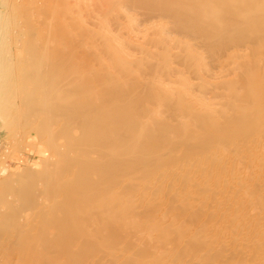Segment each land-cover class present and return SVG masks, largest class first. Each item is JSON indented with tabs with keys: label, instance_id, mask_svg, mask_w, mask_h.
Masks as SVG:
<instances>
[{
	"label": "bare ground",
	"instance_id": "obj_1",
	"mask_svg": "<svg viewBox=\"0 0 264 264\" xmlns=\"http://www.w3.org/2000/svg\"><path fill=\"white\" fill-rule=\"evenodd\" d=\"M48 1H49V3H45V4L43 1V6H42L43 8L37 7L38 10L41 9L40 11H42V10L48 9V10H51V13H53V12L56 13L57 9L54 8L56 6V1L53 0L55 2V3H53V4H55V6L54 7L52 6L51 9H49V4H50L51 0H47L46 2H48ZM63 1H65V0H63ZM31 2L32 1H30V3ZM65 2H66V4H68L67 0ZM132 2H133L131 4L132 7L134 4L135 5L137 4L136 6H138L139 8L142 9L140 11H143V13L146 14L147 16L152 17V16H157V14H159V15H162L164 17L172 18L171 25H170L172 28L171 29H167V28L162 29L161 28L160 30H158L156 32V33H158L159 37L155 36L157 38H153V39L151 37H149V38H151V40L149 39V41L153 42L154 44L156 43V45H157L156 47H158L160 49L159 51H157L158 50V48H157L156 53L155 52L151 53V51H149L150 56H153L154 61L150 60V59H152V58H150V56H149L150 59H146L147 57H145V59L148 60V62H146L144 58H140V60L135 59L137 61H134V60L131 61L129 59L125 60L122 55H119V53H115V50H116L114 47L115 44H112L113 45L112 46L111 45L112 42L109 43L110 45L107 42L106 47L104 46L105 47L104 49H107L108 53L110 51V53H109L110 57L109 58L112 59V61H113L112 63L116 62V65H117V67H115L116 71H118V69L120 71V72L118 71V73H119L118 75H120L118 77L120 79H118L117 82H121V84H118L117 82H116L117 83L116 84L114 82V80L113 81L109 80V78L111 79V77H117V74L114 75L112 73V75H114V76H112L109 73L108 77H109V75L111 77L108 78V80H109L108 84L112 85V83H113L115 86L116 85L117 86L114 88L112 87V89L110 88L109 90L107 89L106 94L103 95V97L100 98V96L96 95L98 92V89L100 87L91 85L92 83H87L92 79V77L94 76L95 73H92V74L87 73V75L88 74L89 75L84 77V74H85V72H84L83 77H81V76L78 77V74L76 73L77 69L73 70L74 67H78V64L76 66V65H73V63H72V65H73L72 66L71 65L72 61L69 62V64H67L66 62L68 61V59H67V61H65V59H63L65 56L61 57V55H63L66 52V51H64V49L63 50L61 49L63 47V45H61L62 47L60 48V50H58L59 53L61 50L64 51V53L62 52L63 54L60 55L59 53H56V55H53L54 53L53 54L51 53L52 56H54V57L58 56L59 59H56L54 57H51V59H50L48 56V58L50 60L54 61V59H56L57 61L55 60L54 61L55 63L53 61H49V63L46 61L48 64V66L47 65L46 66H47V68L49 67L50 72H51V73L49 72L50 73L49 76H51L52 79L49 76H48L49 77L48 79L45 78L49 74V73H47V70L45 72V73H47V75L46 74L44 75V69L43 70L40 69L42 74L37 73L38 71L34 70V69H36V65H43V63L40 61H39V64L35 63L36 61L34 63H32L31 66H32L33 71L24 72L25 71L24 70L23 71L24 74H19L21 70L19 71L17 69L19 71V73H16L17 78L19 77L18 80H20V76L22 75L23 81L25 82V84H27V85H28V83H32V85L34 84L33 87H32V85H30L32 88L31 90L27 91L25 89V91H27V92H25L27 99L25 98L26 100H23V99H21V100L26 101L25 103H27L28 105H27V107H24V109L29 108L28 106L31 107L32 106L31 104L38 103L41 101H46L45 104L43 103L44 105L41 103L44 107L47 104V102L51 101L50 102L51 104L48 103L46 105V107L42 108L41 110L34 111L35 113L31 110L30 111L27 110V112L30 115L35 116L34 114H36L35 117L37 119H36V122L35 121L34 122L39 124L38 127H41L40 125L44 126L43 127L44 131L47 129V131H45V132L49 133V130H51L50 129L51 126L55 125V123L58 120L60 122L57 125L60 124L59 127L62 130L60 129V131H59V129H58V131H55V132H59V134H57L55 132H54L55 134L53 132H52L53 133L52 134L50 132L51 133V135H50V133L47 134V133L43 132L44 134H47L49 137H47L45 135L44 137H46V138L40 139V140H43V141L45 140L47 143H49V144H47L48 147H51V148H52V144L57 145L58 139L64 140V142L66 141V146L69 147L68 150L72 146H74L73 149L75 151H77V154L74 155L76 152L74 154L67 153V151L63 152L64 150L63 151L61 150V152H60V149H58L59 150V156H60L58 158V160L56 159L54 162L51 161L50 163H48V158H46L45 162H43V163L47 162L48 163L47 165H50L51 163H53L52 169L49 166L47 167V165L43 166L45 168L47 167L48 169L49 168L51 169V171H49L50 169L45 170L46 172L51 173L50 174L51 178H48V176H45L48 178L47 179L48 181H49V179H51L53 181V184L50 183L52 185H49V188L51 186V188H50L51 190L53 188L56 189V187L57 188L59 187L62 189V186L65 187V185H67V184H68V186L72 185V186H69L70 188L66 187L65 191L67 189H69V192L67 194L65 193V195H64V192H62L63 194H62L61 198H59V197L57 198V195H56L57 199H55L53 197L52 194L55 192L54 191L55 189L52 190V192L53 191L54 192L51 193V195H47L48 193L51 192V190L48 188L47 184H46L47 188H45V190L47 189L46 190L47 193L45 192L44 189L39 190L36 187L38 185L36 182L39 180L43 181V179H44L43 182H45V181L47 182V180L44 177V174L46 173L44 171V169H42L44 174H42V173L40 174L41 171L39 169L37 172L34 171V172H36V174H38V172H39L38 175H43L44 178H42L38 175H35L36 177L38 176L39 180H37L38 178L35 180L36 177L34 175H32V177H30V175L32 173H30V175H28V173H26L27 177H25V174H22V176L25 177V179L23 178V180L24 181L26 180L25 184H24L23 180H22L23 182L22 181L20 182L19 179H18L19 180L18 182H13L14 180L12 179V181H10L11 183L9 184L8 183L9 179L8 178L6 179L3 175V179L0 181V183H1L0 184V187H1V189H0V239L2 240V241H0V246H1L0 248L3 250L2 252H4L6 249L10 250L11 248L14 250L15 246L19 247L18 245H16L17 243L20 245L19 248L22 249V246H23L22 244L25 243V246H26V243H27V248L23 246V249L25 248L27 250L26 252H28L29 251L28 248L30 247L33 249L34 254H35L36 250L33 247H36V245L33 246V245L28 244L29 239H32L31 236H33V234L35 235V233H36V231L34 232L35 229H31L32 228L31 225H29L30 228L27 227L28 230L31 229V230H29L30 232L28 231V235L30 234L29 236L24 235L23 231H22L23 228L26 227L25 226L26 223H28L30 221L33 222L34 225H36L38 222L40 223V224L38 223V226H40L38 228V231L40 230V232L37 231L36 235L38 236L40 233L38 238L43 239L41 242L44 241L45 244H43V246L42 245L41 246L44 247L46 245V243L50 241V240L48 241L46 239V236H47V234H49V231H50L49 227L52 228V226H53V228H58L59 232H60V230H63L64 228H65V230L69 231L68 229L70 228V225L71 226L74 225V224L73 225L69 224L70 222L77 223V221H79V220H84V219H88V218L91 219L90 217L95 218L96 216H98L100 218V220H101V218H103L104 220L108 219L109 223L108 224L104 223L106 225L102 224L103 226H101V224L99 222H97V219L99 220V218H95L96 220L94 219L95 221L94 220L93 221L97 223V226L95 225L96 223H94V222H92V224L93 223L94 224L93 225L91 224V225L96 226L98 229H96V232H95L93 230L94 228L92 227V230L94 231V233H92L93 235H91L89 238L86 236L88 238L87 240H85L86 243H84V239H83V241L80 240L82 238H80L78 235H76L78 233L72 234V233H74L73 230H71L73 232L71 233L72 235H70L69 237H66V236H63L60 234H58L60 236H54L52 238L54 241V242H52L53 245H52V243H47V245L51 244V245H48V247L49 246H51V247H49V249L47 247H45L46 252L43 251L45 256H48V257L51 256L49 258H45L47 261V262L46 261L45 262L47 264H50V263L52 264V262H50V263H48V262H49V260L53 261L51 259L55 260L56 259L55 256H57L59 254H60L59 256H61V253H63V252L72 253L74 250V247H77L79 244L78 241H80V244H82V246L84 244L85 245L90 244V245H94V247H95V245H96V247H95L96 250L93 249V251H96L95 253H97V254L85 253L87 251H85L84 253H81L80 252L81 248H79L80 254L77 253V255L75 254V256H73L74 257V264H134L133 256H135V255H133V254L139 253L138 251H140L142 248V246H137V244H138L137 241H138V239L140 240L141 237H144L146 235L147 236L150 235V233L152 232L153 229L151 227H149V225H150V223H152V221L154 222V220H152L149 224L147 222L146 224L148 226H145L146 224H144V222H145L144 219H146V218L143 215H141L143 217H141L139 215L145 207H147L146 209H148L149 207H150L149 209H151V208H155L154 206H157L158 203H160V205L162 204L161 201H163L165 198V197L164 198L162 197L163 196L162 195L163 187L165 188V187H167V184L171 185L174 182L175 183L178 182V183H181L182 186L185 188V189L184 188L180 189V187L182 188V186L177 183L178 185L176 184L175 186H180V187H178V188L173 187L171 194L169 193L170 196H174L175 200H177L176 202L178 203L177 205H179L178 206L179 208L177 206H176V208L178 209V211L180 213H183L186 210H188L187 209L188 204H189V202H191L193 200L194 192H192V191H194V190H196L197 192H200L202 190H206L208 197H207V195H205L206 193H203L205 196H203L202 199L208 198L207 200L211 201V199H212L214 202L217 201V199H218L217 202H219L221 199H223V197H225V196H222V193H223V195L228 193V192H226V188L228 185L225 188L221 185H220L221 187L218 185V187H217L218 190L216 188L214 190V187H213V189L210 188V187H212L211 181H213V179L221 182L220 179L222 178L221 177L222 174H220V171H218L217 174L214 173L215 172L214 169L216 167L213 169L214 172L212 173L211 169H209L210 168L209 164H207V166L209 168L208 167L206 168V165L204 164L206 161L205 158L216 160L218 157H221V156H219L221 154L228 153L231 151H236V152L241 153V151H243V150L246 151L245 149H247V147L253 146L254 145L253 143H255V142L258 143L257 145L255 143V146H258L260 144L259 142H264V0H135V1L133 0ZM145 2H147V4ZM30 3H29V5H30ZM58 3L61 6H62V4L65 5L64 3L61 4V1ZM127 3H128V1H127ZM13 4H15V3H13ZM47 4H48V6H47ZM59 4H58L59 8H58V6L56 7V8H58V11L60 8H62V7H60ZM23 5H25V4H23ZM35 5H36V3H35ZM44 5H46V6H44ZM68 5H70V3ZM68 5H66V7ZM131 5H130V7H131ZM36 6H33V8L34 7L36 8ZM18 7H19V5H18ZM63 7H65V6H63ZM112 7H114V6H112ZM115 7H117V6H115ZM53 8H54V10H53ZM139 8H138V10H139ZM167 8L168 9L171 8V9L167 10ZM64 9H66V8H64ZM31 10H32V8L30 9V11ZM55 10H56V12H55ZM67 10H69V9L67 8ZM67 10H64V11H67ZM20 12H22V11H20ZM36 12H38V13H37V17H35V18L39 19V23H40L41 21H40L39 16H41V15L38 16L39 11L36 10ZM43 12L45 14L46 11H42V13ZM8 14H7V16H8ZM32 14H33V12H32ZM44 14H43V16H45ZM48 14H50V11H49V13H46V15H48ZM21 15L22 14L20 13L19 16H21ZM25 15H27V14H25ZM53 15L54 14H52L51 16H53ZM56 15L57 14H55L54 17ZM34 16L32 17L33 18L32 22H33V24L35 23L36 28H39L38 29V33H39L40 27H41V29L44 28V25L46 23L48 24L49 20L46 23L44 22V24L42 22L41 25L43 24V26L38 27L39 26V24H37L38 22H34V20H35ZM60 16H62V15H60ZM60 16L55 17V18L59 19ZM12 17H13V15H12ZM45 17L47 19L50 18L47 16H45ZM29 18H30V16H29ZM13 19H14V17H13ZM23 19H26V20H25V22L22 21V23L23 22L26 23L29 20H31V18L28 19L26 17ZM68 19H70V18H68ZM8 20H10V19H8ZM8 20H7V22H8ZM62 20H63V17H62ZM35 21H38V20H35ZM31 23L29 21L26 24L32 25ZM54 23H51L50 26ZM54 25H56V26H54V27L51 26V28H55L54 30H51V32L54 31L53 32V34L55 33L54 35L51 34V32H48V30L51 29L50 27L47 26L48 29H46V30L43 29V31L47 32V33L44 32L47 36H48V33H50V35H49L50 39L49 40L53 39V37L51 35L56 36V37H58L60 35V38L62 37L61 39H63V36L65 38V36L67 34H65V32H64V34L62 36L60 33V32H63V30L59 31V35H58V33H56V30L59 29L57 27H59L60 24H58L59 26H57L56 23ZM17 26L19 27V23ZM33 26L34 25H32L31 28L27 27V31L23 30V28H22L21 31L23 30L24 33L28 35V40H30L28 44H30V46L37 45L36 47H39V46L43 47V44L42 45H40V44L41 43L45 44L46 41L48 43V40H46L47 36L45 34H43L42 35L43 38L41 37L43 39V41L39 37L40 38L39 42L38 41L36 42L35 38L37 39L38 36L35 37L36 28L35 29L32 28ZM20 27H22L21 24H20ZM64 27L67 28L66 26H64ZM7 28H9V27L7 26ZM7 28L5 30H7ZM28 29H30V30L28 31ZM17 30H19V29H17ZM170 30H171V32L173 31L175 33V35L178 34V36L180 37L179 39H177V37H175L176 39L173 41L176 44V46H174V47L178 48L177 51L176 50L173 51L172 48L169 47L170 45L169 46L167 45L169 43L168 39L170 37L168 38L169 35H167V37L165 35H166V32L170 31ZM27 32L30 34L34 33L33 34L34 37H31L32 35L28 34ZM83 33H81V34H83ZM5 35H6V32H5ZM29 35H30V37H29ZM17 37H18V35H17ZM172 37H171V39L173 40L174 38H172ZM44 38H45V40H44ZM31 39H33V40L31 41ZM83 39H84V37H83ZM66 40H67V37H66ZM105 40H106V38H105ZM33 41H35L38 44H36ZM54 41L55 40L53 39V42ZM1 42H5V41H1ZM76 42H77V40H76ZM151 42H150V44H151ZM173 42H171V43H173ZM71 43L69 44L70 46H71ZM77 43H79V42H77ZM56 44L57 43H55L54 45H56ZM81 44H83V43L81 42ZM57 45H59V44H57ZM72 45H74V44H72ZM45 46H48V44L47 45L45 44L44 48H45ZM50 46H51V44H50ZM240 46H241V48H240ZM36 47L35 48L30 47V48L32 50H33V48H34V50H36ZM72 47L71 48L68 47V49H72L73 51H75V49L78 48V47H76V48L74 47V49H73ZM244 47L247 48L246 49L247 51L245 50ZM39 48H37L38 50H36V51L41 52V50H45L46 53L49 52L48 50L46 51V48L45 49L44 48L39 49ZM238 48H240L241 51ZM31 49H30V52L32 51ZM48 49H49V47H48ZM242 49H244V50H242ZM55 51L57 52V49ZM73 51L71 52V50H70V54H69V50H68V56L73 55L72 58H74L76 55L74 56L75 53ZM90 51H93V50L90 49ZM97 51H99V50H97ZM104 51H106V50H104ZM145 51H146L145 52L146 54H149V53H147L148 50L145 49ZM1 52H4V51H1ZM33 52L34 51H32L31 53L36 56V53L34 54ZM45 52L42 51L43 55L40 53L37 55L39 57H41L40 55H42V57H44L46 55ZM76 52H77V50H76ZM26 53H28V52L25 51V54ZM51 54L49 53L50 56H51ZM86 54H88V53H86ZM94 54H97V52L95 51ZM82 55H84V54H82ZM90 55H92V54L90 53ZM118 55L122 56V57H118ZM35 56L33 58L34 60H36ZM66 56H67V54H66ZM2 57H4V56H2ZM31 57H32V55H31ZM46 57H47V55H46ZM101 57L103 58V56H101ZM52 58H54V59H52ZM69 58H71V57H69ZM20 59H21V57L19 58V61H21L24 58H22L21 60ZM76 59L77 58H75V60ZM10 60H12V59H10ZM46 60H47V58H46ZM58 60L59 61L61 60V62H59L60 64L62 63L61 65L58 64ZM62 60H64V61H62ZM75 60H74V64H76L78 62V60L76 62H75ZM94 60H95V58H94ZM103 60H104V58H103ZM19 61H18V63H20ZM23 61L26 62V59H24ZM144 61L147 63V65L144 64L145 63ZM175 61L178 62L180 65H183L184 67H186L189 72H192L194 75L199 77L201 79V82H199L200 85H198V84L197 85L200 86V88H202V87H203V89L206 88L204 90H207V86H209V85H212V84L215 85V83H213V82L212 83L208 82L206 80V77H205V76H209V74L212 71V68H215V67H217L223 63L224 64L225 63H232L233 68H231V70H232L231 73L232 72L235 73V78L234 77H232L234 79L229 78L230 80H228V81L227 80L226 81L221 80V82L218 81V82H220L219 85L216 83V86L218 85L217 88H219V86H220V88H222V87L223 88L227 87V89L231 88V90L229 89V93L231 92L230 97H229V95L227 96L228 99L226 97H223L224 99L226 98L227 100L221 102L222 105H220L219 107H209L208 105H204L203 104L204 102L200 103V104H196V102L192 96H195V98L197 96L194 95V93H193V95L190 94L194 90L192 91V89H191L192 86L191 85L189 86V84H191V83H189L187 81V79H189V77L186 76L185 74H183V75H185V77H188V78L183 77V75L180 78L179 77L176 78V79L179 78V80H180L179 81L180 86L177 85V88H173L172 85L170 87L169 86L170 84H168V83L165 84L164 82H155L154 81L156 79L155 77H157L160 74L164 75L167 72H169L170 68H171L170 67L171 62L174 63ZM11 63H13V61ZM15 63H16V61H15ZM30 63H31V61H30ZM64 63L66 64V66ZM10 64H7V65H10ZM21 64L23 66V63H20V65ZM33 64L35 67H33ZM54 64H56V66H54ZM57 64L59 65L58 66L59 68L62 67V68H60V69H62V71H63V68L65 70V69H68V67H72V68H69V72L74 73L76 71L75 72L76 74L74 73L75 76H65L64 71L62 72L60 69H58L57 72H55L56 73V76H55V73H53V72L57 69L56 68ZM13 65H14V63H13ZM24 65L26 67V65H28V63H26ZM51 65H53L56 69L51 71V68L53 67ZM133 65H136L138 69H134ZM63 66H65V67H63ZM13 67H15V66H13ZM17 67H19V66H17ZM89 67H91V66L89 65ZM23 68L24 67H22V69ZM107 68H109V67H107ZM70 69L73 71H71ZM87 69H89V68H87ZM1 70L2 69L0 68V72H2ZM112 70H115V69H112ZM9 71H11V70H9ZM107 71L109 72V70H105L104 72H107ZM66 72H68V70L65 71V73ZM95 72H97V71L95 70ZM228 72H230V71H228ZM52 73L54 75H52ZM231 73H229V74H231ZM233 73L231 75H233ZM7 74H5V76ZM2 75H3V73H2ZM18 75H20V76H18ZM210 75L212 76V74H210ZM105 76H106V73H105ZM9 77H12V76H9ZM192 77H195V76H192ZM0 78H2L1 74H0ZM5 78H7V77H5ZM98 78L99 79L97 82H99L101 79L100 77H98ZM104 78H106V77H104ZM95 80H96V78H95ZM108 80L104 79L103 82L105 83V85L107 84ZM0 81H1V79H0ZM3 81H6V80H4V76H3ZM12 81H13V79H11L10 82L13 83ZM110 81H112V83H110ZM169 81H171V80H169ZM174 81H176V80H173L171 82L174 83ZM14 83H16V82H14ZM209 83H211V84H209ZM4 84H6V83H4ZM20 84H22V83H20ZM174 84H176V83H174ZM177 84H179L178 80H177ZM96 85H97V83H96ZM4 86H6V85H4ZM7 86L10 87L11 85L9 84ZM22 86H23V84H22ZM28 86H27V88H28ZM0 87H1V85H0ZM13 87H15V85L13 86V84H12L11 88H13ZM18 87H19V84H18ZM24 87H25V85H24ZM102 87H101V89H102ZM197 87L195 88V86H194L193 88L197 89ZM211 87H208V88L210 89ZM239 87L241 89L245 90V91L242 90V91H244V94H242V95L240 94L242 91L240 92ZM3 88L5 89L6 87H3ZM214 88H216V87H214ZM237 88H239V91H238L239 94L237 93V90H238ZM3 90L0 89V91H3ZM199 91H201V90H199ZM6 92H7V89H6ZM10 93H11V95H13L11 90H10ZM10 93H8V94L10 95ZM38 93H41L42 94L41 97H43V98L39 97L37 95ZM216 93H218V92L216 91ZM220 94L218 93L217 95H220ZM225 94L226 93H224V95ZM11 95H10V97H11ZM2 96L3 95L0 94V100L3 99ZM90 96L92 98L91 100L89 99ZM92 96H94V99ZM95 96H98L99 98L95 97ZM53 97L57 98L58 100H59L58 97H60V100L56 101V99H53ZM5 98H8V104L10 103L11 99H12V101L14 100L13 98H9V96H7V94H6ZM16 98H18V97H16ZM40 98H41V101L39 100ZM197 98H199V97H197ZM201 98L202 97H200V99ZM9 99H10V101H9ZM51 99H53V102ZM86 99L87 100L89 99L90 101L89 100L86 101ZM54 100L56 103L54 102ZM12 101H11V103H12ZM234 101H237V103H235ZM11 103H10V105L13 106L12 105L13 103L12 104ZM19 103H21V102L19 101ZM38 105H40V104L38 103ZM4 106H6V105H4ZM6 107H5V109H6ZM7 108H9V107H7ZM199 110H201L204 114L199 115V113H198ZM3 111L5 112V110H3ZM25 112H26V110H25ZM27 112H26V116L28 115ZM30 112H32V113H30ZM9 113L11 115V110ZM158 113H159V115H158ZM28 116L26 117V120H27ZM15 117H16V115H15ZM25 117L23 118L24 120H25ZM185 118H187V120ZM32 123H33V120H32ZM32 123H31V126L34 125V124L32 125ZM17 125H18V123H17ZM238 125H240V126L236 127ZM12 126H14V125H12ZM233 126H235V127H233ZM229 127H231V128L233 127L232 131L233 130L234 131L233 132L229 131V133L228 132L224 133L225 130L226 131L230 130V129H228ZM16 128H18V127H16ZM35 129H38V128L35 127ZM23 130H25V129H23ZM20 131H22V130H20ZM51 131H53V130H51ZM36 132L39 133L38 130ZM38 135H40V134H38ZM42 135L43 134L41 132L40 136L43 138ZM52 135H54V136L56 135L57 137L56 136L54 137ZM13 137H15V135ZM23 138H24V136H23ZM21 140H23V139H21ZM50 144H51V146H49ZM255 146H253V147H255ZM253 147H251V148H253ZM51 148H49V149H51ZM53 148H55V147H53ZM241 148L243 150H241ZM55 149L57 150V147ZM71 150H72V148H71ZM71 150H70V152H71ZM209 150L213 151V152L220 150L219 151L220 153L219 154L218 153L213 154ZM244 151L242 153H244ZM56 152L58 153V151H56ZM62 152H63V155L66 153L67 154L62 156V155H60V153H62ZM84 152H87V153L83 154ZM247 152L250 153V151H247ZM240 153H239L240 156L246 155L245 153L243 155H241ZM249 153H247V156L249 155ZM254 153H256L255 150L253 153L251 150V154H252L251 157L255 156V158H256L257 154H254ZM192 156L197 161L196 160L193 161ZM196 156H198L199 158ZM239 157H237V160L239 159V161H240L241 157L240 158ZM191 158H192V160H191ZM244 158H246V157H244ZM255 158H254V160L252 158L250 160H253V162L256 160L258 161L259 155H258L257 159H255ZM202 159H204V160L201 162L200 160H202ZM243 159H241V160L245 163H248L247 165H249L251 167L253 166L252 163H249V162H247V160H245V159L243 160ZM247 159L249 160V157H247ZM190 160L193 161V164ZM212 160H209L211 164H212V162H211ZM260 160L263 161L264 159H262V157H261ZM221 162L223 163L222 160H221ZM221 162H219V163H221ZM227 162H228V160L227 161L225 160V162L223 164H226ZM215 163H216V164H214L215 166L217 164L220 166L222 165V163L221 164L218 163V160ZM187 164L192 165V167L195 169L199 168V171H200V169H202L203 170L202 176H204V178L199 177V176H198L199 177L198 179L196 178L197 176H195V178H193L194 175H193V177L192 176L190 177V174H191L190 171H192V169L190 168L191 169L190 171H186V169H185L186 167H184V166H187ZM263 164L264 163L262 162L261 164H259V166H262ZM228 165H230V164H228ZM256 165H258V163L255 164V166ZM226 166H227V164H226ZM255 166L253 167V169H255L257 167V166L255 167ZM182 167H184L183 170L177 171L178 168H182ZM229 167H231V165ZM262 167H264V165ZM218 169H219V166H218ZM98 170L99 171L103 170V171H100L103 174H99V176H97L96 172L98 173L99 172ZM227 170H228V168H227ZM229 170H230V168H229ZM229 170H228L227 174L230 173ZM256 170H257V168L255 169V171ZM255 171L253 172V170H251V173L252 174L254 173L257 176ZM257 171H258L257 173L261 172L259 170H257ZM29 172H31V171L29 170ZM193 172L194 171H192V173ZM224 172H225V170H224ZM232 172H231V175L233 174ZM23 173H25V171ZM198 173H200V172H198ZM198 173H196L195 175H197ZM242 173H243V171H242ZM18 175H21V172ZM46 175H47V173H46ZM198 175H200V174H198ZM262 175H263V172H262ZM10 176H9V178H10ZM225 176H227V175L224 174V177ZM33 177H35L34 180L32 179ZM212 177H213V179L210 181L211 182L210 183L208 181V179L212 178ZM229 177H230V174H229ZM247 177H249V175ZM252 177H254V175ZM258 177H257V180H258ZM261 177H264V175ZM261 177H260V179H262ZM13 178L15 179V177H13ZM17 178H20V177H17ZM40 178H42V179H40ZM200 178H202V179L199 180ZM225 178L228 180V177H225ZM233 178H234V175H233ZM30 179L33 182L36 181V182H34V184L36 183V185L34 187H32L33 182L31 183L29 181ZM51 180H50V182H52ZM87 180H92L90 185L87 183ZM224 180L225 179H223V181ZM229 180H231V178ZM234 180L235 179H233L232 181H234ZM252 180L255 181V186L254 187L252 186L254 189H252L250 187L251 185H248V187L251 189V191L252 190L256 191L257 194L259 192L260 193L259 195L262 196L261 193H262V191H264V189L262 188L263 182L261 183V186H260L259 182L256 183L255 178ZM3 181H6L8 183V185L7 186L3 185L4 184V183L2 184ZM28 181L31 184H28ZM223 181L221 183H223ZM247 181L248 180H246L244 183L245 186L248 183ZM260 181H264V180H260ZM88 182L90 183V181H88ZM227 182H229V181H227ZM22 183L24 185H27V186L25 187ZM164 183L165 184L167 183L166 186H163ZM251 183H252V181H251ZM234 184L236 186V181L233 182L232 185H234ZM253 184H254V182H253ZM256 184H258V186ZM98 185H99V187H96L95 189L100 188V190L97 189V192H95V191L92 192V189ZM213 186H214V184H213ZM35 187L38 189V191H41V192L44 191L43 193L46 194L47 198H48V196H51L49 198L50 200L52 198H54L55 201L52 199L53 201H52V203H50L51 205L46 203L47 201L45 202L46 205L50 206V207L48 206L49 207V209L47 210L48 212L47 211L45 212L46 206H43L44 203L42 204V206H40L41 204L39 205V203L37 202L38 205L40 206L37 209V210H39L38 213L40 214V213H43V211H44L46 214L48 213L47 216L49 215L50 217L46 218V215H43V214H40V215L35 214V216H34V213L32 212L33 217H29V218H31L33 221L27 220L28 222H26V223L21 222L20 220L22 218L21 216H23L22 215L23 211L29 210V208H30L29 206L31 204L35 203L34 201H36L38 191L35 192V190L33 189ZM258 187H261L262 189H260ZM192 188H195V189L192 190ZM221 188H223V189H221ZM61 189H60V191H61ZM219 189H221L223 192H221ZM224 189H225V191H224ZM84 190L87 193L89 190H91V191H89L91 193H88L89 195L86 193L88 196L86 199V202H89V204H90L87 211L82 210L83 208L81 209V207L79 205L81 203L80 201H82V204L85 203L84 199L83 198H77V195L80 196V194H82V192H84ZM86 190H88V191H86ZM165 190H166V188H165ZM216 190L218 192L220 191L219 194L220 193L221 194L219 195ZM228 190H230L231 192L233 191L231 189H228ZM56 191L58 192L59 189H56ZM79 191H80V193H78L76 195V193ZM147 191H148V193L150 192L153 195V199L151 197V199L149 200V196H150V194H149L148 200L146 199V201H144V200H142L141 196H139V194L145 192V195H146ZM160 191H162L161 196H160ZM196 191H195V193H196ZM215 191H216L217 197H214V195H213L215 193ZM234 191H236V190H234ZM246 191H248V190H246ZM41 192H39V193H41ZM165 192H163V194H166ZM190 192L193 194H191ZM231 192L228 194H231ZM59 193H61V192H59ZM55 194H58V193L55 192ZM86 194L85 195L82 194V196L85 197ZM237 194H241V191L239 193L237 192L236 195L234 194L235 197L232 195L234 197L235 202L237 201L235 198L238 199L239 196H241V195H239L238 197H236ZM71 195H72V197H71ZM58 196H59V194H58ZM218 196L219 197L222 196V197L218 198ZM228 196H226V197L229 198L231 195L229 197ZM159 197H161V199H163V200H161ZM168 197H169V195H168ZM241 197L239 199H241ZM252 197H250V199H252ZM74 199H76V200L74 201ZM100 199H102L103 201L100 202L99 201ZM159 199H160V202H159ZM202 199L197 198L196 200L198 202H202V201H200ZM230 199H232V197ZM230 199L229 200L227 199V201L229 203H233V201H230ZM239 199H238V201H241V200H244L245 198H242L241 200H239ZM250 199H249V201H250ZM165 200L167 201L168 198L166 197ZM165 200H164V202H165ZM225 200H224V202H227ZM263 200L261 202H263ZM77 201L80 203H78ZM210 201H208V202H210ZM238 201H237V203H238ZM249 201L247 203L252 204V202L254 200L250 201V202ZM258 201H259V204H261L260 200H258ZM53 202L55 204L56 203H58V204L56 206H55V204L52 205ZM66 202H68V203L70 202V205H73V206H69V210H64L65 212L68 211L65 214L66 217L64 216V218H67L65 220L67 221L70 219L69 220L70 222L69 223L67 222L68 223L67 226L63 225L65 223V220L63 219L64 220L63 221L62 218L61 219L59 218V216L57 215L58 214L57 211L59 209L56 208L57 206H61V204H63V203L66 206V204H67ZM73 202H76V203L74 204ZM208 202L206 203V206H207ZM221 202L223 204H226L222 200H221ZM221 202H219V203H221ZM244 202H245V200L243 201V203ZM71 203H73V204H71ZM169 203L168 204L172 206V209H171L172 212H175L176 208H173V204L175 205V203L172 202V204H171V200L169 201ZM194 203H195V201H194ZM212 203L210 204V207L214 204V203L213 204ZM255 203H257L256 200H255ZM86 204L88 207V203H86ZM221 204L219 205L220 207L222 206ZM233 204H231V205H233ZM238 204H237V207H238ZM240 204H242V203H240ZM215 205H217V203H215ZM51 206L52 207L55 206V208L57 210L54 209V207L51 208ZM162 207H164V206L161 205L160 208H162ZM191 207L193 208V206H191ZM197 207L195 205L194 208L197 209ZM210 207H208L207 210H209ZM213 207L215 208L214 205H213ZM227 207H225L226 209H224V210L222 209L224 211L223 216L225 217V219L229 218L228 221H230V218H231V222L233 223L234 221H232V220L236 221V218H235L236 216L234 217V213L236 211H230ZM252 207H254V206H252ZM165 208H162V212H163V209H165L167 212H168L167 209H169V212H170L171 207L170 208L165 207ZM192 208H191V210H192ZM50 209L55 210L54 215L52 213V216H54V217L51 216V213L49 214ZM63 209H66V208H63ZM63 209H61V210H63ZM199 209H201V208H199ZM216 209L219 210L217 207H216ZM216 209L212 208V210H210V211H212V213H213L214 211H216ZM227 209L229 210V212L228 211L226 212ZM237 209L239 210L240 208L238 207V208H236V210ZM248 209H247V214L249 212ZM259 209H260V207H259ZM37 210L35 208V213ZM152 210H155V209H152ZM156 210H157V207H156ZM244 210H245V208H244ZM262 210H263V208H262ZM178 211L176 212L177 216L179 215ZM204 211H205V209H204ZM223 211H221V212H223ZM239 211L241 212L242 210H239ZM239 211H238V213H236L237 216L239 214ZM165 212H163V213H165ZM217 212H219V211L215 212L216 215L218 214ZM232 212H233V215H232ZM152 213L154 216L156 214H159V213L161 214V212L156 213V211H155L156 214H154V211ZM152 213H150L148 217L151 218ZM176 213H175V215H176ZM193 213H194V210H192L190 212L191 218L194 219L193 221L197 222V219L199 221L200 218H198V217H200V216H198V215L200 214V212H197V216H195L196 213H194L195 215ZM210 213L211 212H208V214H210ZM225 213H228V214H226L227 216L225 215ZM244 213H246V212H244ZM244 213L242 212L241 214H244ZM215 214L213 213V214H211L212 215L211 217H208V216L207 217L209 219L214 218V222H215V219L217 217H218L217 220L219 219V215H217V217H215ZM241 214H239V216H244ZM247 214H245V215L247 216ZM259 214H260V212L258 213V215ZM31 215L32 214H30V216ZM63 215H64V212H63ZM175 215H174L175 220H174V217H173V220L177 222V220H176L177 218ZM249 215H251V214H249ZM37 216H39L40 219L37 218V220L35 221ZM221 216H222V214H221ZM221 216H220V218L223 219L224 217H221ZM246 216L242 217V219L246 218ZM148 217H147V219H148ZM187 217H190V216H187ZM248 217H250V216H247V218ZM58 218H59L58 221H54V219L57 220ZM191 218H190V222H191ZM237 218L239 220L241 219L239 217H237ZM45 219H47V220H45ZM147 219H146V221H148ZM158 219H159V217H158ZM225 219H223V221ZM248 219H250V218H248ZM48 220L50 223L48 222ZM149 220H151V219H149ZM239 220L236 221V222H238V224H235L234 227H233V224L231 222L228 223V225L231 223L230 226H232V228L227 227V229L231 228V230H229L230 232H228V233H230V234H228V236H230V235H235V236L236 235L237 236L238 235H240V236L245 235L242 237L243 241H244L246 238L247 232L251 233L253 230L251 228V230H252V231L250 230L251 232L246 231L249 226H246L245 221L243 220L244 224L247 228L244 225H242V227L244 226L246 228V230H244L242 228L245 232L243 231L242 235H241V233L239 234L238 233L239 229H240L239 224L242 223V220L240 222H239ZM258 220H261V218L260 219L258 218ZM45 221H47V222L44 225ZM59 221H63L64 223L63 222L60 223ZM91 221L89 223H91ZM208 221L209 220L207 219V221H204V223L202 222L200 225H198V226L196 225V228L194 227L195 230H192V231L190 230L191 232H189L188 236H186L187 239L185 237L186 243H189V242L192 243L191 245L193 247L189 246L190 244L188 245V247L185 246L186 245L185 242H183V244H184L183 247L184 246L186 248L191 247V252L193 254L191 255V253H190V255L188 257L191 258L192 264H220V263L226 264V262H223V260L225 259L224 254H226V252L225 251L223 252L221 250L223 253L219 254V253H221V251H219L220 249L218 250V248H217V247H220L221 249H223L222 244H220L221 242H219V244L217 242L219 241V239H220V241H221V239L224 240V237L226 235H224V237L222 236L223 238L222 237L218 238V241L216 240L217 241L216 243L218 246L216 245V243H215V245L213 244L214 247L217 246L216 249H213L214 247L212 246V244H211V247H210V244L207 245L208 243H206V241L207 242L209 241L208 240V238L210 237L209 230H211V229L208 230V228H205V226L206 227L209 226ZM246 221H249V220L246 219ZM35 222H36V224H35ZM83 222H85V221H83ZM157 222H159V220H157ZM160 222H162V221H160ZM192 222H191V224H192ZM33 223H32V226H33ZM98 223L100 224V226H98L99 225ZM172 223L174 224L175 222L171 221V222H168L165 224L162 222L161 226L159 228V229H161V231L158 230L162 234H160L158 232L159 235L163 236L164 235L163 233H166L168 231L170 236H172V235L175 236L179 230L176 232L175 230L177 229V227L175 229V227H174L175 225L173 226ZM211 223L213 224V221H211L210 224ZM142 224L145 226L144 228L139 227L140 225L143 226ZM256 224L258 225V223H256ZM41 225H43V226H41ZM157 225H158V223H157ZM216 225L218 226V223ZM216 225L213 224V226L211 225V227L213 228ZM262 225H258V226L261 227ZM154 226L155 225H153V227ZM193 226H195V225H193ZM222 226H224V225H222ZM44 227H46V228H44ZM178 227L181 229V226H178ZM190 227H191L190 225H189V227H187L188 230ZM17 228H18V230H20V228H21L22 233L20 231H18ZM74 228H76V225L74 226ZM182 228L184 229V227H182ZM204 229L208 230L207 232L209 234V237H206L208 234H205L207 232ZM32 230H33V232H32ZM46 230L48 232H46ZM65 230H63V231H65ZM90 230H91V227H90ZM162 230H166V231L164 232ZM185 230H186V228H185ZM202 230L204 232H202ZM214 230H216V229L213 228V233L215 232ZM257 230H259V229H257ZM257 230L255 231L256 235L258 234ZM44 231L46 233H43ZM63 231H61V232L65 233ZM86 231L88 232V230H86ZM86 231H85V233H86ZM240 231H241V229H240ZM51 232H53V231H51ZM153 232H155V231H153ZM186 232H188V231H186ZM186 232H185V234H187ZM236 232H237V234H236ZM202 233H204L205 236H204V234L202 235ZM260 233H262V232H260ZM54 234H56V233L54 232ZM251 234H253V233H251ZM262 234H264V233H262ZM89 235L90 234H88V236ZM156 235H158L157 232H156ZM169 235L167 234V236H169ZM182 236L183 235H181V236L176 235L175 239H176V237H178V240L177 239L176 240L179 241V240H181L180 238H184ZM213 236L214 235H212L211 238ZM249 236H251V235H249ZM253 236H254V234L252 235V238H254L253 241L254 242L256 241V244L258 245L262 240L259 242V241H257L258 238H255ZM155 237L156 236L154 234L153 239H156ZM163 237H165V236H163ZM204 237L207 238V240L205 239L206 241L204 240ZM215 237H218V236H216V234H215ZM233 237L234 236L229 237V238H233ZM247 237H248V234H247ZM261 237L264 238V236H261ZM84 238H85V236H84ZM157 238L159 240L158 236H157ZM252 238H250V239L252 240ZM214 239H216V238H214ZM158 240L156 239L155 241H158ZM170 240L172 241L171 238H170ZM146 241L145 242L143 241V242L146 244L147 243ZM168 241H169V239H168ZM171 241H170V243H171ZM173 241H174V239H173ZM39 242H40V240L38 241V243ZM148 242H150V243H147L146 246L148 244H152L151 240H149V239H148ZM162 242H164V241H162ZM176 242H174V243H176ZM234 242H236V240ZM249 242H250V240H249ZM249 242H248V244H249ZM257 242H259V243H257ZM209 243H211V242H209ZM237 243H240V242H237ZM261 243L259 245L262 247ZM145 244H144L143 248L145 247ZM177 244L179 245L180 241ZM233 244L232 245L235 246V243H233ZM254 244H253L254 248L250 244L252 246V248L251 249L249 248V250H247V251H250L252 249L254 251V249H258L257 247L259 245L256 246V248H255L256 244L255 245ZM171 245H172V243H171ZM173 245H175V244H173ZM178 245H176L177 248H178ZM237 245L238 246H235V247H237V249H239L240 245L239 244H237ZM246 245H247V243H246ZM39 246H40V244L37 247L38 251H41V249H40L41 246L40 247ZM152 246L150 245L149 247H147V250H148V248H152ZM176 246H174L173 249H175ZM138 247H141V248H138ZM194 247H196V250L198 249L197 251L201 252V254H202V255L200 254L201 257L199 259H198L199 256L197 255V253L194 254V252H193V250H195ZM235 247H234V250H237V249H235ZM242 247L244 248V246H242ZM261 247H259V248H261ZM19 248L18 249L15 248V249H17L18 252L12 251V250L7 251V252L9 253V255L11 253H13V256L11 255V257H13V258H15L16 256H14V255H16V253H18L17 254V256L19 255L18 259H20L21 258L20 253L23 250H20ZM84 248H85V246L83 247V249ZM168 248H167V250H168ZM186 248H185V252H187ZM192 248H194V249H192ZM83 249H82V251H83ZM87 249H88V251H90L89 248H87ZM117 249H119L118 250L119 253H118V251H115V253L117 252L119 255L112 253L114 250H117ZM160 249L162 250V248H160ZM199 249L200 250L204 249V252H202V250L199 251ZM97 250L99 252L101 251V253H103V252L104 253L99 254V252H97ZM121 250L124 252L122 255H121ZM165 250H166V248H165ZM33 251H31V253ZM75 251H77V250H75ZM91 251H92V249H91ZM163 251L164 250H162V252ZM174 251H176V250H174ZM197 251H195V252H197ZM238 251H237V253H235V256H239L238 254L240 253L241 257L243 255L246 258L248 257V259L250 258L249 254L251 255V253H248V256H246L247 254L244 255V253L240 252L243 250H238ZM247 251H246V253H247ZM106 252H109V253H106ZM144 252L145 251H143V253ZM147 252H149V251H147ZM162 252L160 251V253H162ZM23 253L24 252L21 253L22 257L25 255ZM39 253H40V255H39ZM39 253L36 252V254H38L40 256V257L38 256V258H36V256L32 253V255H34L32 257H35V259L37 261H39L38 259L41 258V255H42L41 252H39ZM1 254H3V253H1ZM4 254H6V252H4ZM29 254L30 253L28 252V256H27V253L25 255L26 263H24L25 261L23 262L21 259H20V261L18 260L20 262V264H22V262H23V264L28 263L29 256L31 255V254L30 255ZM177 254L180 255L181 258L182 257L184 258V256H182L183 255L182 252L179 254V251H178ZM187 254H188V252L185 255H187ZM212 254L216 255V256L211 257V256H213ZM123 255H125V256L123 257ZM171 255H173V254H171ZM52 256H54L55 258H53ZM91 256H94V257H92V258H94L93 262L91 261ZM158 256L159 255H157L156 257H158ZM5 257H7V254ZM32 257L30 256L31 259H33ZM61 257H63V256H61ZM61 257L59 258V262H60ZM160 257L157 259H160ZM241 257L239 258L238 264H244L246 262L245 261L246 258L242 257L243 261H245V262L241 263V261H242ZM251 257H252V259L250 258V260H248V259L247 260L249 261V263H251V261H252L251 264H254L257 257L255 258L254 262H253L254 257L252 255H251ZM57 258H58V256H57ZM122 258L123 259L125 258V259L123 260ZM151 258H152V255H151ZM235 258L237 261V257H235ZM25 259H23V260H25ZM31 259H30V261L35 260V259L34 260H31ZM47 259H49V260H47ZM147 259H149V258H147ZM161 259H162V257H161ZM184 259H186V258H184ZM261 259H263L262 263H261V264H263L264 263L263 262L264 257H262ZM3 260L4 259H2V261ZM5 260H6V258H5ZM5 260L3 262H5L7 264V262L9 261V258L7 257V261H5ZM71 260H72V258H71ZM143 260H145V259H143ZM218 260H219V262L220 261L221 262L217 263ZM259 260H260V257H259ZM56 261H54V263ZM158 261H161V262H158L157 264H163V262H162L163 259L158 260ZM164 261H166V260L164 259ZM191 261H189V262H191ZM0 262H1V260H0ZM14 262H16V261H12V263H14ZM43 262L44 261H42V263ZM29 263H31V262H29ZM66 263H68V262H66ZM236 263L237 262L231 263L230 261H228V264H236ZM247 263L248 262H246L245 264H247ZM9 264H11V262ZM14 264H16V263H14ZM59 264H63V262H60ZM68 264H70V263H68ZM147 264H148V262H147ZM188 264H190V263H188ZM256 264H258L257 260H256Z\"/></svg>",
	"mask_w": 264,
	"mask_h": 264
},
{
	"label": "rangeland",
	"instance_id": "obj_2",
	"mask_svg": "<svg viewBox=\"0 0 264 264\" xmlns=\"http://www.w3.org/2000/svg\"><path fill=\"white\" fill-rule=\"evenodd\" d=\"M30 1H32L31 3H30ZM0 0V42L1 41H5V42H1L0 43V68L2 69L1 71L2 72H0V74H1V77L2 78H0L1 79V81H0V85H1V87H0V89L1 90H3L4 88L3 87H6L3 91H0V94H2L3 96V99H1L0 100V181L3 179V175H4V177L7 179H9V181H8V183L10 184L11 182L10 181H12V179L14 180L13 182H18L19 180H20V182L23 180V178L25 179V177H27V175H26V173H28V175H30V173H32L31 175H30V177H32V175H38L39 174V172H38V174H36V172L38 171V169L41 171L40 172V174L42 173V174H44V172H43V170L42 169H44V171L45 170H49L50 168L52 169V167H53V163H51L50 165H47L48 163H50L51 161L52 162H54L56 159L58 160V158L60 157L59 156V150L58 149H60V152H61V150L63 151V152H66L67 151V153H70V154H74L75 152V154L74 155H76L77 154V151H75L74 149H73V147L74 146H72L71 148H72V150H71V148L68 150V148L69 147H67L66 146V141L64 142V140H60V139H58V142H57V145H53L52 144V148L51 147H48V145L47 144H49V143H47L45 140L43 141V140H40V139H44V138H46V137H44L45 135L47 136V137H49L47 134H49L50 132L52 133H54L55 131H58V129H59V131H60V127H59V125H57L58 123H60L59 122V120L55 123V125H53V126H51V130H53V131H51V130H49V133H47V132H45V131H47V129L44 131V126H42V125H40L41 127H38L39 126V124H37V123H35L36 122V114H34L35 112L34 111H38V110H41L42 108H44V107H46V105L48 104V103H50V102H47V104L43 107V105L45 104V102L46 101H41V98H43V97H41V93H38L37 95L39 96V97H41L39 100L41 101V102H38L40 105H38V103H34V104H31L32 106L30 107V106H28L29 108H25L24 109V107H27V103H25L26 101H22L21 99H23V100H26L27 99V97H26V93L25 92H27V91H29V90H31L32 88H31V86L30 85H32V83H28V85L27 84H25V82L23 81V77H22V75L20 76V75H18V76H20V80H18V78H17V74L16 73H19V71H20V73L19 74H24V72H28V71H33L32 70V63H34L35 61V63H37V64H39V61L40 62H42L43 63V65H36V69H34V70H37L38 72L37 73H41V71H40V69H44V75L46 74L47 75V73H49L50 72V69H49V67L47 68V66H48V64H47V62L49 63V61H53V60H50L51 59V57H54V56H52V54L53 55H56V53H59V51L58 50H60V48L62 47L61 45H63V47L61 48L62 50L64 49V51H66L65 53L67 54V56H68V50H69V54H70V50H71V52L73 51L72 49H68V47L69 48H71L72 46V48L74 49V47L76 48V47H78V48H76L75 49V51H73L75 54H74V58H72V56H66V54L64 53V51H60V55L61 54H63V55H61V57H64L63 59H65V61H67V59H68V61L66 62L67 64H69V62H71V65H72V63H73V65H76L77 66V64H78V67H74L73 68V70H76L77 69V74H78V77H83V74H84V72H85V74H84V77H86V76H88L90 73L92 74V73H95L94 74V78L92 77V81L90 82H87V83H92L91 85H94V86H97V87H100L99 89H98V92H97V94L96 95H98V96H100V98L101 97H103V95H105L106 94V91H107V89L109 90L110 88L112 89V87L114 88V87H116L113 83H112V81L114 80V82L116 83L117 81H118V79H120L118 76H120V75H118L119 73H118V71H119V69H118V71H116V68L115 67H117V65H116V62L115 63H112L113 61H112V59H110L109 57V53H110V51H109V53L107 52V49H104L105 47H106V44H107V42H108V44L109 43H111V45L112 44H115L114 45V47H115V53H119V55H122L123 56V58L125 59V60H127V59H129V60H134V61H137V60H135V59H138V60H140V58H144L145 59V57H147L146 59H150V58H152V59H150V60H152V61H154L153 59V56H150V52L149 51H151V53H156V50H157V48L158 47H156L157 45H156V43L154 44L153 42H151V41H149V39L151 40V38L153 39V38H157V37H159L158 36V33H156L158 30H160L161 28L163 29V28H167V29H171L172 27L170 26L171 25V20H172V18H170V17H164V16H162V15H159V14H157V16H147L146 14H144L143 13V11H140V10H142L141 8H139L138 6H136L135 4L133 5V7H132V1L133 0H67V2H68V4L70 3V5H68V4H66V0L65 1H63V0H54V1H56V6H55V4H53V3H55L53 0H51L50 1V4H49V9H51L52 8V6L55 8V9H57V12H56V10H55V12L56 13H51V10H42V11H46L45 12V14H44V12L42 13V11H40V10H38V8L37 7H42L43 6V1H44V4L45 3H49V1L48 2H46L47 0ZM35 1V2H34ZM60 2L61 1V4L62 3H64L65 5H63L62 4V6L58 3V2ZM127 1H128V3H127ZM131 1V2H130ZM135 1V0H134ZM30 3V5H29V3ZM39 2V3H38ZM115 2V3H114ZM126 2V3H125ZM130 2V3H129ZM13 3H15V4H13ZM35 3H36V5H35ZM146 4H147V2H145ZM23 4H25V5H23ZM33 4V5H32ZM53 4V5H52ZM58 4L60 5V7H62L63 9L64 8H66V9H64V10H67V8L69 9V10H67V11H64L62 8H60L59 9V11H58V8H59V6H58ZM113 4V5H112ZM115 4V5H114ZM118 4V5H117ZM17 5V6H16ZM18 5H19V7H18ZM22 5V6H21ZM32 5V6H31ZM66 5H68L67 7H66ZM74 5V6H73ZM108 5V6H107ZM130 5H131V7H130ZM33 6H36V8L34 7L33 8ZM44 6H46V5H44ZM47 6H48V4H47ZM58 6V8H56ZM63 6H65V7H63ZM112 6H114V7H112ZM115 6H117V7H115ZM136 6V7H135ZM140 6V5H139ZM18 7V8H17ZM139 8V10H138V8ZM16 8V9H15ZM32 8V10L30 11V9ZM43 8V7H42ZM48 8V7H47ZM54 8H53V10H54ZM137 8V9H136ZM15 9V10H14ZM29 9V10H28ZM62 9V10H61ZM169 9H171V8H169ZM168 8H167V10H169ZM12 10V11H11ZM36 10L37 11H39V14H38V16L39 15H41V16H39V18H40V23H39V19H37V18H35V17H37V13L38 12H36ZM14 11V12H13ZM20 11H22V12H20ZM30 11V12H29ZM49 11H50V14H48V15H46V13H49ZM27 12V13H26ZM32 12H33V14H32ZM41 12V13H40ZM61 12V13H60ZM9 13V14H8ZM22 14L21 16H19V14ZM66 13V14H65ZM7 14H8V16H7ZM17 14V15H16ZM25 14H27V15H25ZM43 14L45 15V16H47V17H50L49 19H47L45 16H43ZM52 14H57L55 17H59L60 15H62V16H60V18L58 19V18H55L54 17V15L53 16H51ZM60 14V15H59ZM5 15V16H4ZM10 15V16H9ZM12 15H13V17H14V19H13V17H12ZM30 16V18H31V20H29L30 21V23L33 21V16H34V18H35V20H38V21H35L34 20V22H38L37 24H39V26L38 27H40V26H43V24H44V22L46 23V22H48V20H49V22H48V24L46 23L45 25H44V28H42L41 29V27H40V32L38 33V29L39 28H36V25H35V23L33 24V22L31 23L32 25H34L32 28H36V34H35V37L36 36H38L37 37V39L40 37H42V35L43 34H45L44 32H46V31H43V29L44 30H46V29H48V27H50L51 28V26H56V25H54L55 23L57 24V26H59L58 24H60V26L59 27H57V28H59V29H57L56 30V33H58V35H59V31L61 30H63V32H60L61 33V35L63 36V34H64V32H65V34H67L66 36H65V38H64V36H63V39H61L60 38V35L58 36V37H56V36H53L54 34H53V32H51V30H54L55 28H49L50 30H48V32H51V34H53V35H51L52 37H53V39L55 40L54 42L55 43H57V44H59V45H54L55 43L53 42V39H51V40H49L50 39V33H48V36H47V39L46 40H48V43H47V41L45 42V44L47 45L48 44V46H45V48H46V51L48 50L49 52H45V50H41V52H38V51H36V50H38L37 48H39V47H36L37 45H35V46H30V44H28L29 43V41L30 40H28V35L27 34H25L24 33V31L23 30H26L27 31V27H30L31 28V26L32 25H27L26 23H28V22H26V23H24L25 22V20L26 19H23V18H28V19H30L29 18V16ZM66 15V16H65ZM72 15V16H71ZM75 15V16H74ZM25 16V17H24ZM28 16V17H27ZM45 18H43V17ZM10 17V18H9ZM19 17V18H18ZM62 17H63V20H62ZM7 18V19H6ZM68 18H70V19H68ZM75 18V19H74ZM8 19H10V20H8ZM17 19V20H16ZM43 21H42V20ZM47 19V20H46ZM7 20H8V22H7ZM62 20V21H61ZM65 20V21H64ZM18 21V22H17ZM22 21H24L23 23H22ZM52 21V22H51ZM7 22V23H6ZM11 22V23H10ZM17 22V23H16ZM43 22V24L41 25V23ZM55 22V23H54ZM66 22V23H65ZM69 22V23H68ZM16 23V24H15ZM18 23H19V27L17 26L18 25ZM51 23H54V24H52L51 26H50V24ZM10 24V25H9ZM20 24L22 25V27H20ZM26 24V25H25ZM77 24V25H76ZM9 27V28H7V26ZM16 25V26H15ZM68 25V26H67ZM70 25V26H69ZM72 25V26H71ZM48 26V27H47ZM62 26V27H61ZM64 26H66L67 28H65ZM73 27V28H72ZM7 28V30H5ZM14 28V29H13ZM23 28V32L21 31V29ZM17 29H19V30H17ZM5 30V31H4ZM13 30V31H12ZM30 29H28V31H29ZM34 31V32H35ZM5 32H6V35H5ZM19 32V33H18ZM42 32V33H41ZM84 32V33H83ZM4 33V34H3ZM14 33V34H13ZM28 33V32H27ZM47 33V32H46ZM81 33H83V34H81ZM156 33V34H155ZM174 32L172 31L171 32V30L170 31H167L166 32V37H167V35H169L168 36V40H169V43L167 44L169 47H171L172 48V50L173 51H177L178 50V48H176V47H174V46H176V44H175V42H173L176 38L175 37H177V39H179L180 37L178 36V34H176L175 35V33L173 34ZM28 34H30V33H28ZM34 34V33H33ZM33 34H30V35H32L31 37H34V35ZM38 34V35H37ZM85 34V35H84ZM87 34V35H86ZM172 34V35H171ZM17 35H18V37H17ZM27 35V36H26ZM30 35H29V37H30ZM57 35V34H56ZM109 37H107V36ZM11 36V37H10ZM155 36H157V37H155ZM173 36V37H172ZM7 37V38H6ZM17 37V38H16ZM25 37V38H24ZM45 37V36H44ZM49 37V38H48ZM66 37H67V40H66ZM83 37H84V39H83ZM104 37V38H103ZM149 37H151V38H149ZM171 37L172 38H174L173 40L171 39ZM21 38V39H20ZM24 38V39H23ZM40 38L37 40L36 38H35V40H36V42L38 41L39 42V40H40ZM43 38V37H42ZM41 38V40L43 41V39ZM75 40H74V39ZM87 38V39H86ZM90 38V39H89ZM105 38H106V40H105ZM34 39V38H33ZM33 39H31V41L33 40ZM65 39V40H64ZM73 39V40H72ZM80 39V40H79ZM44 40H45V38H44ZM57 40V41H56ZM76 40H77V42H79V43H77L76 42ZM82 40V41H81ZM15 41V42H14ZM41 41V42H42ZM52 41V42H51ZM66 41V42H65ZM69 41V42H68ZM86 41V42H85ZM33 42H35V41H33ZM35 42V43H36ZM51 42V43H50ZM59 42V43H58ZM72 42V43H71ZM74 42V43H73ZM81 42L83 43V44H81ZM150 42H151V44H150ZM171 42H173V43H171ZM32 43V42H31ZM34 43V44H35ZM54 43V44H53ZM71 43V46L69 45ZM36 44H38V43H36ZM40 44V43H39ZM43 44V47H40V48H44V43H41L40 45H42ZM50 44H51V46H50ZM72 44H74V45H72ZM175 44V45H174ZM32 45V44H31ZM69 45V46H68ZM110 45V44H109ZM173 45V46H172ZM56 46V47H55ZM105 46V47H104ZM113 46V45H112ZM30 47H36V50H34V48H33V50L30 48ZM48 47H49V49H48ZM54 47V48H53ZM67 49H66V48ZM111 47V46H110ZM39 48V49H40ZM44 48V49H45ZM156 48V49H155ZM170 48V49H171ZM175 48V49H174ZM240 48H241V46H240ZM240 48H238L239 50H240ZM243 48V47H242ZM245 48V47H244ZM30 49L32 50V51H34L33 53L35 54L36 53V56L35 55H33L31 52H30ZM57 49V52L55 51ZM81 51H80V50ZM88 49V50H87ZM90 49L91 50H93V51H90ZM144 49V50H143ZM145 49L146 50H148L147 51V53H149V54H146L145 52ZM247 48H245V50H246ZM27 51L28 53H26L25 54V51ZM76 50H77V52H76ZM86 50V51H85ZM97 50H99V51H97ZM104 50H106V51H104ZM154 50V51H153ZM160 49L158 48V50L157 51H159ZM242 50H244V49H242ZM1 51H4V52H1ZM36 51V52H35ZM40 51V50H39ZM42 51L43 52H45L46 53V55H47V57H46V55L44 56V57H42ZM88 51V52H87ZM90 51V52H89ZM95 51L97 52V54H94L95 53ZM241 51V50H240ZM247 51V50H246ZM245 51V52H246ZM63 52V53H62ZM93 52V53H92ZM244 52V51H243ZM4 55H3V54ZM42 54V55H40L41 57H39L37 54ZM49 53L51 54V56L49 55ZM77 53V54H76ZM86 53H88V54H86ZM90 53L93 55H90ZM107 53V54H106ZM82 54H84V55H82ZM99 54V55H98ZM106 54V55H105ZM31 55H32V57H31ZM82 55V56H81ZM103 56V58H104V60H103V58L101 57V56ZM111 55V54H110ZM118 55V57H122V56H119ZM2 56H4V57H2ZM13 56V57H12ZM17 56V57H16ZM34 56L36 57L35 59L36 60H34L33 58H34ZM48 56H49V58H48ZM149 56H150V58H149ZM9 59H8V58ZM12 57V58H11ZM21 57V59L22 58H24V59H26V62L25 61H23L24 59H20L21 61H19V58ZM60 57V58H61ZM69 57H71V58H69ZM83 57V58H82ZM92 57V58H91ZM97 57V58H96ZM99 57V58H98ZM7 58V59H6ZM30 58V59H29ZM39 60H38V59ZM44 58V59H43ZM46 58H47V60H46ZM54 58H56V59H59L58 58V56H56V57H54ZM54 58H52V59H54ZM75 58H77L76 60H75ZM94 58H95V60H94ZM10 59H12V60H10ZM49 59V60H48ZM56 59H54V61L56 60ZM70 59V60H69ZM83 59V60H82ZM102 59V60H101ZM107 59V60H106ZM145 59V61L146 62H148V60H146ZM2 60V61H1ZM74 60H75V62L78 60V62L76 63V64H74ZM106 60V61H105ZM11 63L12 61H13V63H14V65H13V63H9V62ZM15 61H16V63H15ZM18 61L20 62V63H23V66H22V64L20 65V63H18ZM30 61H31V63H30ZM47 61V62H46ZM53 61V62H54ZM57 61V60H56ZM62 61H64V60H62ZM80 61V62H79ZM82 61V62H81ZM144 61V62H145ZM46 62V63H45ZM52 62V63H53ZM59 62H61V60L59 61L58 60V64H60ZM144 63L145 65H147V63ZM150 62V61H149ZM26 63H28V65H26V67H25V65L24 64H26ZM55 63V62H54ZM57 63V62H56ZM111 63V64H110ZM7 64H10V65H7ZM17 66H19V67H17ZM19 64V65H18ZM30 64V65H29ZM57 64V69L54 67V66H56V64H54V66L53 65H51V66H53L52 68H51V71H53L54 69H56L53 73H55V72H57V70L58 69H60V68H62V67H58L59 65ZM62 64V63H61ZM60 64V65H61ZM65 64V63H64ZM116 66H115V65ZM47 65V66H46ZM72 65V66H73ZM89 65L91 66V67H89ZM110 65V66H109ZM13 66H15V67H13ZM31 66V67H30ZM46 66V67H45ZM65 66H66V64H65ZM65 66H63V67H65ZM68 66V65H67ZM81 66V67H80ZM88 66V67H87ZM22 67H24L23 69H22ZM33 67H35L34 66V64H33ZM38 67V68H37ZM106 67V68H105ZM107 67H109V68H107ZM170 71L169 72H167L166 74H164V75H158L157 77H155L156 79L154 80L155 82H164L165 84L166 83H168V84H170L169 86L171 87V85H172V87L173 88H177V85H179L180 86V80H179V78L183 75V74H185L186 76H188L189 77V79H187V81L189 82V83H191V84H189V86L191 85L192 87H191V89H192V91L193 92H191L190 94H192L193 95V93H194V95H196L197 97H199V98H195V96H192L193 98H194V100H195V102H196V104H200V103H203L204 105H208L209 107H219L220 105H222V103L221 102H223V101H225V100H227L228 98H227V96L229 95V97H230V93H229V89L231 90V88H229V89H227V87H225V88H223L222 86V88H220V86H219V88H217L218 87V85H219V83L221 82V80L223 81V80H230L229 78H231V79H234L235 78V73H233V75H231L232 73H231V68H233V64L232 63H223V64H221V65H219V66H217V67H215V68H212V71H211V73L210 74H212V76L209 74V76H205L206 77V80L208 81V82H213V83H215V85L214 84H212V85H209V86H207V90H204V89H206V88H204L203 89V87L202 88H200V86H198V85H200V83L199 82H201V79L199 78V77H197L196 75H194L192 72H189L188 70H187V68L186 67H184L183 65H180L178 62H171V64H170ZM223 67V68H222ZM20 68V69H19ZM29 68V69H28ZM69 68H72V67H68V69H65L64 70V68H63V71H64V75L65 76H75V74L72 72H69ZM87 68H89V69H87ZM94 68V69H93ZM101 68V69H100ZM105 68V69H104ZM133 68L134 69H138L137 68V66L136 65H133ZM19 71H18V70ZM80 69V70H79ZM87 71H86V70ZM112 69H115V70H112ZM9 70H11V71H9ZM25 70V71H24ZM46 70H47V73H45L46 72ZM61 71H62V69H60ZM68 70V72H66L65 73V71H67ZM71 70V69H70ZM73 70H71V71H73ZM91 70V71H90ZM93 70V71H92ZM95 70L97 71V72H95ZM105 70H109V72L107 73V72H104ZM176 70V71H175ZM187 70V71H186ZM16 71V72H15ZM24 71V72H23ZM62 71V72H63ZM81 73H80V72ZM103 71V72H102ZM111 71V72H110ZM176 73H175V72ZM180 73H179V72ZM228 71H230V72H228ZM43 72V71H42ZM120 72V71H119ZM2 73H3V75H2ZM8 73V74H7ZM14 73V74H13ZM51 73V72H50ZM50 73L45 77V78H49V77H51V76H49L50 75ZM52 73V75H54ZM87 73H89L88 75H87ZM105 73H106V76H105ZM111 74L112 75V73L115 75V74H117V77H111L110 75H109V77H111V79L108 77V74ZM139 73V72H138ZM182 73V74H181ZM229 73H231V74H229ZM5 74H7L6 76H5ZM42 74V73H41ZM63 74V73H62ZM177 74V75H176ZM193 74V75H192ZM114 75H112V76H114ZM185 75H183V77H185ZM195 76V77H192V76ZM3 76H4V80H6V81H3ZM9 76H12V77H9ZM42 76V75H41ZM49 76V77H48ZM55 76H56V73H55ZM5 77H7V78H5ZM22 77V78H21ZM43 77V76H42ZM54 77V76H53ZM98 77H100L101 79H100V81L99 82H97L98 81ZM103 77V78H102ZM104 77H106V78H104ZM177 77H179L178 79H176ZM188 77H185V78H188ZM232 77H234V78H232ZM95 78H96V80H95ZM108 78H109V80H112V81H110V83H112V85H110V84H108L109 83V80H108ZM117 78V79H116ZM199 78V79H198ZM11 79H13V83H11L10 81H11ZM51 79H52V77H51ZM104 79H107L108 80V82H107V84L105 85V83L103 82L104 81ZM169 80H171V81H173V80H176V81H174V83H176V84H174L173 82H171V81H169ZM177 80H178V83L179 84H177ZM96 81V82H95ZM218 81H220V82H218ZM224 81V82H225ZM9 82V83H8ZM14 82H16V83H14ZM19 82V83H18ZM95 82V83H94ZM101 82V83H100ZM103 82V83H102ZM2 83V84H1ZM4 83H6V84H4ZM19 84V87H18V84ZM20 83H22L23 84V86H22V84H20ZM96 83H97V85H96ZM118 84H121V82H117ZM116 83V84H117ZM194 83V84H193ZM211 83H209V84H211ZM216 83L218 84L217 86H216ZM11 85L10 87L9 86H7V85ZM12 84H13V86L15 85V87H13V88H11L12 87ZM198 84V85H197ZM4 85H6V86H4ZM24 85H25V87H24ZM34 85V84H33ZM33 85H32V87H33ZM103 87H102V86ZM108 85V86H107ZM110 85V86H109ZM195 86V88L197 87V89H195V88H193L194 86ZM214 85V86H213ZM27 86H28V88H27ZM108 88H107V87ZM119 86V85H118ZM178 86V87H179ZM205 86V87H206ZM213 88H212V87ZM101 87H102V89H101ZM208 87H211L210 89L208 88ZM214 87H216V88H214ZM18 88V89H17ZM200 88V89H199ZM240 88V87H239ZM239 88H237L238 90H237V93H238V91H239ZM6 89H7V92H6ZM25 89L27 90V91H25ZM9 90V91H8ZM10 90H11V92H12V94L13 95H11V93H10ZM18 90V91H17ZM24 90V91H23ZM197 90V91H196ZM199 90H201V91H199ZM204 90V91H203ZM242 90H244V89H241L240 88V92L242 91ZM101 91V92H100ZM216 91L220 94V95H217L218 93H216ZM245 91V90H244ZM244 91H242L240 94L242 95V94H244ZM6 92V93H5ZM100 92V93H99ZM201 92V93H200ZM8 93H10V95H11V97H10V95L8 94ZM18 93V94H17ZM24 93V94H23ZM197 93V94H196ZM224 93H226L225 95H224ZM6 94H7V96H9V98H13L14 100L12 101V99H11V101H12V103H11V101H10V99H9V101H10V103L14 106H11L10 105V103L8 104V98H5L6 97ZM16 94V95H15ZM22 96H21V95ZM102 94V95H101ZM239 94V93H238ZM15 95V96H14ZM13 96V97H12ZM98 96H95V97H98ZM219 96V97H218ZM15 97V98H14ZM16 97H18V98H16ZM22 97V98H21ZM93 97V99H94V96H92ZM200 97H202L201 99H200ZM223 97H226L225 99L223 98ZM20 98V99H19ZM26 98V99H25ZM59 98V100H60V97H58ZM63 98V97H62ZM89 98V97H88ZM99 98V97H98ZM53 99H56V101H59L57 98H55V97H53ZM53 99H51L52 100V102H53ZM90 100L92 99L91 98V96H90V98H89ZM88 99V100H89ZM199 99V100H198ZM203 99V100H202ZM4 100V101H3ZM18 100V101H17ZM49 100V99H48ZM87 99H86V101H88ZM89 100V101H90ZM19 101L21 102V103H19ZM201 101V102H200ZM3 102V103H2ZM18 102V103H17ZM24 102V103H23ZM54 102H55V100H54ZM228 102V101H227ZM235 103H237V101H234ZM5 103V104H4ZM23 103V104H22ZM43 105H42V104ZM56 103V102H55ZM225 103V102H224ZM6 105L7 107H9V108H7L6 106H4V105ZM15 104V105H14ZM19 104V105H18ZM21 104V105H20ZM51 104V103H50ZM10 105V106H9ZM18 105V106H17ZM23 105V106H22ZM4 106V107H3ZM18 108H17V107ZM5 107H6V109H5ZM13 107V108H12ZM16 107V108H15ZM31 108V109H30ZM3 110H5V112L3 111ZM7 110V111H6ZM10 110H11V115H10ZM25 110H26V112H27V110L28 111H33L34 113V115L35 116H33V115H30L28 112H27V114L30 116H28V118H27V120H26V112H25ZM13 113V114H12ZM15 113V114H14ZM30 113H32V112H30ZM160 113V112H159ZM159 113H158V115H159ZM198 113H199V115H202V114H204L201 110H199L198 111ZM15 115H16V117H15ZM25 117V120L23 119L24 117ZM15 117V118H14ZM10 118V119H9ZM13 118V119H12ZM23 119V120H22ZM186 120H187V118H185ZM32 120H33V123H32ZM13 121V122H12ZM23 121V122H22ZM35 121V122H34ZM61 121V120H60ZM190 121V120H189ZM16 122V123H15ZM25 122V123H24ZM191 122V121H190ZM10 123V124H9ZM17 123H18V125H17ZM23 123V124H22ZM31 123H32V125L33 126H31ZM12 125H14V126H12ZM17 125V126H16ZM240 125H238V126H236V127H239ZM16 127H18V128H16ZM31 129H30V128ZM35 127L36 128H38V129H35ZM233 127H235V126H233ZM233 127L231 128V127H229L228 129H230V130H228V131H226L225 130V132L224 133H226V132H228L229 133V131L230 132H233L232 131V129H233ZM11 128V129H10ZM16 128V129H15ZM34 128V129H33ZM42 130H40V129ZM23 129H25V130H23ZM13 130V131H12ZM15 130V131H14ZM20 130H22V131H20ZM39 131V133H37L36 131ZM62 130V129H61ZM41 132H42V136H43V138L40 136L41 135ZM43 132H45V133H47V134H44ZM51 133H50V135H51ZM52 133V134H53ZM55 133H57V134H59V132H55ZM54 133V134H55ZM38 134H40V135H38ZM61 134V133H60ZM15 135V137H13ZM23 136H24V138H23ZM52 136H54V135H52ZM56 136V135H55ZM54 136V137H55ZM41 137V138H40ZM57 137V136H56ZM21 139H23V140H21ZM19 141V142H18ZM60 141V142H59ZM259 142V141H258ZM256 143V145L258 144L257 142H255ZM255 143H253L254 145L253 146H255ZM260 144L258 145V146H255V147H253V146H251V147H253V148H251V147H247V149H245L246 151H244L242 148H241V150H243L244 151V153L246 154L245 156H240L239 155V153L240 152H236V151H231V152H228V153H224V154H221V155H219V156H221V157H218L216 160H212V159H207V158H205V165H206V168L208 167L207 166V164H209V169H211V172L213 173L214 171V173H216L217 174V172L218 171H220V174H222V178L220 179L221 180V182L223 181V179H225L224 181H223V183H221L220 181H216L215 179H213V177L212 178H209L208 179V181L210 182L212 179H213V181H211L212 182V187H210V188H212L213 189V187H214V190H215V188L217 189V187H218V185L220 186H223L224 188L227 186V188L228 189H231V190H233L232 192L230 191V190H228L227 188H226V192H228V193H230L231 192V194H225V195H223V193H222V196H228L229 198H227L228 200L232 197V199H230V201H233V203H229L228 201H227V199L225 198V197H223V199H221L223 202H224V200L225 201H227V202H224V203H226V204H223L222 202H221V200L219 201V202H221V203H219V202H217L218 201V199H217V201H213L212 199H211V201L210 200H207L206 198H204V199H202L203 198V196H205V195H207V191L206 190H202V191H200V192H197L196 190H194L195 188H192V190H194V191H192V192H194V194L193 193H191V194H193V200L191 201V202H189V204H188V207H187V209L189 210H191V206H193V208L195 207V205H196V207H197V209H193L192 208V210H194V213H196V215L195 216H197V212H200V214L198 215V216H200V217H198V218H200V220L198 221V219H197V222H195V221H193L194 219H192L191 218V215H190V212L192 211H188V210H186L185 212H183V213H180L179 211H178V209L176 208V206L178 207L179 205H177L178 203L176 202L177 200H175V197L174 196H170V194H171V191H172V188L173 187H180V186H175L178 182H174L173 184H171V185H168L167 183V187H165L166 188V190H165V188L163 187V192H165L166 194H163V192L162 191H160V196H161V192H162V197L164 198V200L166 199V197L168 198V200L166 201L165 200V202H164V200L163 199H161V197H159L161 200H163V201H161V205L162 206H164V207H162V208H165V207H167V208H170V212H169V209H167L168 210V212L165 210V209H163V212H165V213H163L162 212V208H160L161 207V205H160V203H158V205L157 206H154L155 208H151V209H146L147 207H145L143 210H142V214L140 213V215L139 216H141V215H143L146 219H147V217L149 216V214L150 213H152L153 211H154V214H156V213H159V212H161V214L159 213V214H156L155 216L153 215V213L151 214L152 215V217L150 218V217H148V221H146V219H144V224H146L147 222H148V224L152 221V220H154V222L152 221V223H150V225H149V227H151L153 230H152V232L150 233V237L149 236H144V237H141L140 238V240L138 239V241H137V246H142V248L141 247H138V248H141V252L140 251H138L139 253H136V254H133V255H135V256H133V262H134V264H147V262H148V264H157L158 262H161V261H158V260H162L163 259V264L165 263V264H168L169 262V264H188V263H190V264H192V261H191V258L190 257H188L189 255H190V253H191V255L193 254L192 252H191V247H189V248H186L185 246H187L188 247V245L189 246H192L191 244L192 243H190L189 241V243H186V240H185V237L186 236H188V234H189V232H191L192 230H195V228H196V225L198 226V225H200L202 222L204 223V221H207V219L209 220L208 222H209V226H205V228H208V230L209 229H211V230H209V234H210V237H209V234H208V230H206V229H204V230H206V232L207 233H205V234H208L206 237H209L208 238V242L206 241L207 240V238L206 237H204V240L206 241V243H208L207 245H209L210 244V247H211V244H212V246L214 247V245H215V243L218 241V238H221L222 236L224 237V235H226L225 237H224V240L223 239H221V241H220V239H219V241L217 242L218 244H219V242H221L220 244H222V247H223V249H221L220 247H217L218 245H217V243H216V245L217 246H215L213 249H216V247L218 248V250L219 251H225L226 252V254H224V260H223V262H226V264H228V261H230L231 263L233 262V263H235V262H237L236 264H238V262H239V258L241 257L240 255V253L238 254L239 256H235V253H237V251L238 250H243V251H240L241 253H244V255H246V256H248V253H251V255L254 257L253 258V262H254V260H255V258H256V260H257V262H258V264H261L262 263V260L263 259H261L262 257H264V238H262L261 236H264V234H262V233H264V191H262V193H261V195L262 196H260L259 194V192H258V194L256 193V191H251V189L248 187V185H251L250 187L252 188V189H254L253 187L255 186V181L254 180H252V179H254L255 178V180H256V183L257 182H259L260 183V186H261V183L263 182V185H262V188L264 189V181H260V180H264L263 178L264 177H261V176H263L264 175V167H262V166H259V164H261L262 162L264 163V160L263 161H261L260 159H261V157H262V159H264V142H259ZM49 146H51V144L49 145ZM53 147H57V150L55 149V148H53ZM257 147V148H256ZM49 148H51V149H49ZM250 148V149H249ZM70 150H71V152H70ZM251 150H252V153L254 152V150H255V152L256 153H254V154H257V156H256V158H255V156H253V157H251ZM56 151H58V153L56 152ZM210 151V150H209ZM220 151V150H219ZM219 151H215V152H213V151H210L211 153H213V154H216V153H220ZM243 151H241V155H243L244 153H242ZM247 151H250V153L249 152H247ZM57 154H56V153ZM63 152L62 153H60V155H62V156H64V155H66V154H64L63 155ZM22 153V154H21ZM85 153H87V152H84L83 154H85ZM247 153H249V155L247 156ZM82 154V153H81ZM253 154V155H254ZM211 155V154H210ZM258 155H259V158H258V161L256 160V161H254L253 162V160H254V158L255 159H257V157H258ZM194 156V155H193ZM192 156V158H193V161H195L196 159H194V157ZM241 158H240V157ZM261 156V157H260ZM196 157H198V156H196ZM237 157H239L240 158V161H239V159L237 160ZM244 157H246V158H244L245 160H247V162H249V163H252V167L251 166H249V165H247L248 163H245V162H243L241 159H243ZM247 157H249V160L247 159ZM46 158H48V163L46 162V163H43V162H45V160H46ZM192 158H191V160H192ZM199 158V157H198ZM253 159V160H250V159ZM243 159V160H244ZM50 160V161H49ZM190 160V161H191ZM204 159H202V160H200L201 162L203 161ZM209 160H212L211 162H212V164L210 163V161ZM218 160V163L219 162H221V160L223 161V163L225 162V160L227 161L228 160V162L226 163L227 164V166H226V164H223L222 162V165L220 166V165H214V164H216L215 162ZM260 160V161H259ZM193 161H191L192 162V164H193ZM197 161V160H196ZM208 161V162H207ZM207 162V163H206ZM258 163V165H256L255 166V164H257ZM261 162V163H260ZM221 163H219V164H221ZM254 163V164H253ZM191 164V163H190ZM190 164H187V166H184V167H186L185 169H186V171H190L191 169H192V171H194L193 173H192V171H190L191 172V174H190V177L192 176L193 177V175H194V177L193 178H195V176H197L196 178L198 179L199 177H203L204 178V176H202L203 175V170L202 169H200V171H199V168H197V169H195V168H193L192 167V165H190ZM228 164H230L231 165V167H229L230 165H228ZM47 165V167L49 166L50 168L48 169L47 167V169L45 168V167H43V166H46ZM189 165V166H188ZM218 166H219V169H218ZM256 167L257 168V170H259V171H261V172H259V173H257L258 171L256 170L255 171V169H253V167ZM184 167H182V168H178V170L177 171H181V170H183V168ZM216 167V168H215ZM221 167V168H220ZM191 168V169H190ZM215 168V169H214ZM227 168H228V170H229V168H230V170H229V174H230V177H229V174H227L228 173V170H227ZM233 168V169H232ZM251 168V169H250ZM263 168V169H262ZM25 169V170H24ZM51 169L49 170V171H51ZM189 169V170H188ZM213 169H214V171H213ZM262 169V170H261ZM29 170L31 171V172H29ZM223 170V171H222ZM224 170H225V172H224ZM251 170H253V172L255 171V173L257 174V176L253 173H251ZM25 171V173H23ZM34 171H36V172H34ZM99 171V170H98ZM100 171H103V170H100ZM96 172V175L97 176H99V174H103V173H101V172ZM233 171V172H232ZM242 171H243V173H242ZM10 172V173H9ZM20 172H21V175H18V174H20ZM46 172V171H45ZM198 172H200V173H198ZM223 172V173H222ZM231 172L233 173L232 175H231ZM262 172H263V175H262ZM9 173V174H8ZM13 173V174H12ZM46 173H47V175H46ZM45 174H44V177L45 176H48V178H51L50 176V172H46ZM196 173H198V174H200V175H195ZM261 173V174H260ZM12 174V175H11ZM22 174H25V177L24 176H22ZM49 174V175H48ZM224 174H226L227 176H225V177H228V180L224 177ZM245 174V175H244ZM261 176H260V175ZM11 175V176H10ZM233 175H234V178H233ZM249 175V177H247ZM254 175V177H252ZM9 176H10V178H9ZM38 176H40V177H42V178H44L43 177V175H38ZM38 176L35 178V177H33L32 179L34 180V178H35V180L38 178ZM199 176V177H198ZM259 176V177H258ZM13 177H15V179L13 178ZM17 177H20V178H17ZM257 177H258V180H257ZM260 177L262 178V179H260ZM29 178V177H28ZM42 178H40V179H42ZM47 177H45V179L47 180L48 179ZM91 178V177H90ZM94 178V177H93ZM231 178V180H229ZM5 179V180H6ZM19 179V180H18ZM27 179V178H26ZM89 179V178H88ZM92 179V178H91ZM202 178H200L199 180H201ZM233 179H235L234 181H232ZM37 180H39V178L37 179ZM50 180L51 179H49V181L47 180V182L45 181V182H43L44 181V179H43V181L41 180H39V181H34V182H36L38 185L36 186L39 190H45V188H47V186H48V188H49V185H52L53 184V181L52 182H50ZM246 180H248L247 182V184H246V186H245V181ZM24 181V180H23ZM22 181V182H23ZM26 181V180H25ZM25 181H24V184H25ZM31 183L33 182L31 179L29 180ZM28 181V184H31L30 182ZM88 181H90V183L88 182ZM227 181H229V182H227ZM236 181V186H235V184L234 185H232L233 184V182H235ZM250 181V182H249ZM251 181H252V183H251ZM34 182H33V184H34ZM49 182V183H48ZM91 182H92V180H87V183L90 185L91 184ZM210 182V183H211ZM231 182V183H230ZM253 182H254V184H253ZM4 183V184H3ZM8 183L6 182V181H3L2 182V184L3 185H8ZM36 183L33 185L32 184V187H34L35 185H36ZM50 183H52V184H50ZM159 183V182H158ZM228 183V184H227ZM230 183V184H229ZM258 183V184H259ZM1 184V183H0ZM18 184V183H17ZM23 184V183H22ZM23 184V185H24ZM27 184V183H26ZM46 184H47V186H46ZM165 184V183H164ZM163 184V186H166V184L164 185ZM179 185H181L182 186V184L181 183H178ZM177 184V185H178ZM213 184H214V186H213ZM258 184H256L257 186H258ZM25 187L27 186V185H24ZM69 186H72V185H69ZM68 186V184L67 185H65V187L64 186H62V189L61 188H57L56 187V189H59V191L57 192L56 191V189L55 188H53L52 190H54L56 193H58L59 194V196H58V194H55V192L53 193L52 192V190L50 189L51 188V186H50V190H51V192L50 193H48L47 195H51V193H53L52 195H53V197L55 198V199H57L58 197L59 198H61L62 197V192H64V195H65V193L67 194L68 192H69V189H67L66 191H65V189H66V187L68 188L69 187ZM102 186V185H101ZM220 186V187H221ZM253 186V187H252ZM24 187V188H25ZM33 188L34 190H35V192L36 191H38V189L37 188ZM64 187V188H63ZM96 187H99V185L98 186H95L93 189H92V192L93 191H95V192H97V189L98 190H100V188H97V189H95ZM186 187V186H185ZM249 189H248V188ZM70 188V187H69ZM184 187L182 186V188L180 187V189H183ZM258 188H260V189H262L261 187H258ZM0 189H1V187H0ZM60 189H61V191H60ZM64 189V190H63ZM89 189V188H88ZM95 189V190H94ZM185 189V188H184ZM221 189H223V188H221ZM221 189H219L221 192H223ZM240 189V190H239ZM256 189V188H255ZM259 189V190H260ZM47 190V189H46ZM46 190H45V192H46ZM49 190V191H50ZM218 190V189H217ZM216 190V191H217ZM234 190H236V191H234ZM246 190H248V191H246ZM86 191H88V190H86ZM89 191H91V190H89ZM88 191V193H91V192H89ZM195 191H196V193L200 196H198L196 193H195ZM216 191H215V193L213 194L214 195V197H217V194H216ZM219 191V192H220ZM224 191H225V189H224ZM241 191V194H237V196L236 197H238L239 195H241V196H239V198L241 197V199L242 198H245L244 200H245V202L243 203V201L244 200H241V199H239V200H241V201H238V199L237 198H235L237 201H238V203H237V201L235 202L234 201V197H235V195H236V193L238 192H240ZM260 191V192H261ZM39 192H41V191H38V194H37V197H36V201H34L35 203H33V204H31L29 207V210H27V211H23V213H22V215L23 216H21L22 218H21V222H24V223H26V222H28L29 220H32L31 218H29V217H33V213H34V216H35V214H39L38 213V211L39 210H37L38 209V207H40V206H42V204H43V206H46L45 207V212L49 209V205H46L45 204V202L46 203H48V204H50V203H52V201L54 200V198H52L51 200L49 199L51 196H48V198H47V196H46V194L45 193H43V192H41V193H39ZM59 192H61V193H59ZM219 192L217 191V193L219 194ZM252 192V193H251ZM47 193V192H46ZM78 193H80V191L79 192H77L76 193V195L78 194ZM87 192H85V190H84V192H82V194L83 195H85ZM87 193V194H88ZM170 193V194H169ZM203 193H206L205 195L203 194ZM225 193V192H224ZM233 193V194H232ZM82 194H80V196L79 195H77V198H83L84 199V202L85 203H83L82 204V201H80V202H78V203H80L79 205H80V207H81V209L82 210H85V211H87L88 210V208H89V202H86V199H87V194H86V196L84 197V196H82ZM149 194H150V196H149ZM169 195V197H168V195ZM221 194V193H220ZM219 194V195H220ZM235 194V195H234ZM243 194V195H242ZM56 195H57V198H56ZM63 195V196H64ZM89 195V194H88ZM147 195V196H146ZM146 195H145V192H143V193H141V194H139V196H141V198H142V200H144V201H146V199L148 200V196H149V200L151 199V197H152V199H153V195L149 192L148 193V191H147V193H146ZM165 195V196H164ZM234 197H233V196ZM144 196V197H143ZM222 196H220V197H222ZM253 196V197H252ZM260 196V197H259ZM71 197H72V195H71ZM98 197V196H97ZM96 197V198H97ZM147 197V198H146ZM207 197H208V195H207ZM219 196H218V198H220ZM250 197H252V199H250ZM258 199H257V198ZM262 197V198H261ZM202 199V200H200V201H202V202H198L196 199ZM38 199V200H37ZM49 199V200H48ZM160 199H159V202H160ZM249 199H250V201H253L252 202V204L250 203V204H248L247 202L249 201ZM76 199H74V201H75ZM171 200V204H172V202L173 203H175V205L173 204V208H176L175 209V212H172V206L171 205H169L170 203H169V201ZM204 200V201H203ZM215 200V199H214ZM255 200L257 201V203H255ZM258 200H260V203L262 204H259V201ZM263 200V202H261ZM55 201V200H54ZM58 201V200H57ZM69 201V200H68ZM100 202L101 201H103L102 199H100L99 200ZM194 201H195V203H194ZM208 201H210V202H208ZM249 201V202H250ZM39 203V205H38V203ZM72 202V201H71ZM164 202V203H163ZM169 204H168V203ZM198 202V203H197ZM204 202V203H203ZM208 202V204H207V206H206V203ZM214 204H213V203ZM67 204H66V206L64 205V203L63 204H61V206H57L56 208H58L59 210L57 211V215L59 216V218L61 219L62 218V220L64 219H67V218H64V216H65V214L68 212V211H64V210H69V206H73V205H70V202L68 203V202H66ZM74 204L76 203V202H73ZM73 203H71V204H73ZM86 203H88V207H87V204ZM192 203V204H191ZM203 205H202V204ZM213 204L214 206H215V208L213 207V205L210 207V204ZM215 203H217V205H215ZM219 203V204H218ZM238 204V207L240 208L239 210H242L241 212L237 209L236 210V208H238L237 207V204ZM240 203H242V204H240ZM55 203L53 202V204L52 205H54ZM58 203H56L55 204V206L57 205ZM199 204V205H198ZM222 205L221 207L219 206V205ZM229 204V205H228ZM231 204H233V205H231ZM51 205V204H50ZM63 205V206H62ZM82 205V206H81ZM167 205V206H166ZM191 205V206H190ZM261 205V206H260ZM36 206V207H35ZM49 206V207H48ZM55 206H53L54 207V209H56L55 208ZM65 206V207H64ZM160 206V207H159ZM170 206V207H169ZM228 206V207H227ZM232 206V207H231ZM235 206V207H234ZM250 206V207H249ZM252 206H254V207H252ZM257 206V207H256ZM260 207V209H259V207ZM52 206H51V208H53ZM156 207H157V210H156ZM160 209H159V208ZM203 207V208H202ZM208 207H210L209 208V210H207L208 209ZM216 207L219 209V210H217L216 209ZM225 207H227L230 211H236L235 213H234V217L236 218V221H238L239 219L237 218V217H239V218H241L240 220H239V222L242 220V223H240L239 225V227H240V229H241V231H240V229H239V234L241 233V235H242V233H243V231L244 230H246V226H249L248 228H247V230L246 231H249V232H251L252 230V232L251 233H253L254 234V236L253 237H255V238H258V240L257 241H261L260 243H261V245H262V247L259 245L260 243L259 242H257V243H259L258 245L256 244V241L254 242L253 241V239L254 238H252V235L253 234H251V233H248L247 232V234H248V237H247V234H246V238H245V240L243 241V236H245V235H243V236H240V235H230V236H228V234H230V233H228V232H230L229 230H231V228H232V226H230L231 225V218H230V221H228L229 220V218H227V219H225V217L223 216L224 215V209H226ZM230 207V208H229ZM249 209H248V208ZM263 208V210H262V208ZM35 208H36V213H35ZM63 209V208H66V209H63V210H61V209ZM179 208V207H178ZM199 208H201V209H199ZM212 208L213 209H216V211H219V212H217L218 214L217 215H219V219L217 220V215L215 214V212L216 211H214L213 213L215 214V217H217L216 219H215V222H214V218H208V217H211L212 215L211 214H213L212 213V211H210V210H212ZM221 208V209H220ZM232 208V209H231ZM243 208V209H242ZM244 208H245V210H244ZM40 209V208H39ZM51 210L50 209V211H49V214L51 213V216H52V213H53V215H54V211L55 210ZM152 209H155V210H152ZM160 211H159V210ZM203 209V210H202ZM204 209H205V211H204ZM223 209V210H222ZM226 210V212L228 211L229 212V210ZM235 209V210H234ZM247 209L249 210V212H248V214H247ZM34 210V211H33ZM57 210V209H56ZM196 210V211H195ZM201 210V211H200ZM223 211V212H221V211ZM41 211V210H40ZM53 211V212H52ZM148 211V212H147ZM155 211H156V213H155ZM178 211V216H177V212ZM238 211H239V214H241L242 212L244 213V212H246V213H244V214H241V215H244V216H246L245 214H247V216H250V217H248V218H250V219H248L247 218V216H246V218H243L242 219V217H244V216H239V214H238V216H237V214L236 213H238ZM33 212V213H32ZM42 212V211H41ZM44 211H43V213H40V214H43V215H46V218L47 217H50L49 215L47 216V214L45 213ZM48 212V211H47ZM63 212H64V215H63ZM202 212V213H201ZM206 214H205V213ZM208 212H211L210 214H208ZM260 212V214L258 215V213ZM32 214L31 216H30V214ZM144 213V214H143ZM173 215H172V214ZM175 213H176V215H175ZM185 213V214H184ZM25 214V215H24ZM39 214V215H40ZM165 214V215H164ZM182 214V215H181ZM184 214V215H183ZM202 214V215H201ZM204 214V215H203ZM221 214H222V216H221ZM226 214H228V213H225V215ZM231 214V213H230ZM236 214V215H235ZM249 214H251V215H249ZM56 215V216H57ZM150 215V216H151ZM163 215V216H162ZM170 215V216H169ZM174 215L176 216V220H177V222L176 221H174L175 220V217H174ZM232 215H233V212H232ZM26 216V217H25ZM55 216V217H56ZM57 216V217H58ZM143 216H141V217H143ZM147 216V217H146ZM172 216V217H171ZM186 216V217H185ZM187 216H190V217H187ZM208 216V217H207ZM220 216L221 217H224L223 219H225L224 221H223V219L222 218H220ZM227 216V215H226ZM259 216V217H258ZM25 217V218H24ZM42 217V216H41ZM45 217V216H44ZM52 217H54V216H52ZM66 217V216H65ZM154 217V218H153ZM156 217V218H155ZM158 217H159V219H158ZM173 217H174V220H173ZM254 217V218H253ZM35 218V217H34ZM37 218L38 219H40L39 218V216H37L36 217V219H35V221L37 220ZM59 218L57 219V220H55L54 219V221H58L59 220ZM91 219H84V220H79V221H77V223H75V222H70L69 220H65V223L63 222V221H59L60 223H64L63 225H66L67 226V224L69 223V224H74L73 226H71L70 225V228L68 229L69 231H67V230H65V228L63 229V230H65V231H63V230H60V232H59V230H58V228H53V226H52V228L51 227H49V234H47V236H46V239L49 241V242H47V243H52V242H54L53 241V237L54 236H60V235H63V236H66V237H69L70 235H72V234H75V233H78V234H76V235H78L80 238H82V239H80L81 241H83V239H84V243H86L85 242V240H87L91 235H93L92 233H94V231L96 232V229H98L96 226H97V223L96 222H94L96 219L95 218H99L98 216H96L95 218L94 217H90ZM93 218V219H92ZM190 218H191V222H192V224H191V222H190ZM257 218V219H256ZM258 218L260 219L261 218V220H258ZM42 219V218H41ZM49 219V218H48ZM95 219V220H94ZM106 219V218H105ZM143 219V218H142ZM149 219H151V220H149ZM213 219V220H212ZM246 219L247 220H249V221H246ZM24 220V221H23ZM28 220V221H27ZM45 220H47V219H45ZM50 220V219H49ZM49 220H48V222H49ZM92 220V221H91ZM94 220V221H93ZM157 220H159V222H157ZM164 220V221H163ZM166 220V221H165ZM245 221V224H246V226H245V224H244V221ZM258 220V221H257ZM33 221V220H32ZM83 221H87L86 223L85 222H83ZM91 221V223H89ZM160 221H162L164 224L165 223H168V222H175L174 224H173V226L175 227V229H176V227H177V229L175 230L176 232L178 231V233H176V235H183L182 237H184V238H180L181 240H179L180 241V244L178 245L177 243L179 242V241H177L178 240V237H176V239H175V236H173L172 234V236L174 237H172V236H170L169 235V233H168V231L166 232V233H163L164 235L163 236H165V237H163V236H161V235H159V231L158 230H160L161 231V229H159L160 228V226H161V223L162 222H160ZM211 221H213V224L214 225H216L217 223H218V226L216 225V226H214L213 228L214 229H216V230H214L215 232V234H216V236H218V237H215V234L213 233V228L211 227V225L213 226V224L211 223L210 224V222ZM218 221V222H217ZM220 221V222H219ZM232 221H234L232 224H233V227H234V225L235 224H238V222H236L235 220H232ZM261 221V222H260ZM31 222V221H30ZM28 222V223H26V227L25 228H23V234L24 235H28V231L29 230H31V229H35L34 230V232L36 231V233H37V231H38V228L40 227V226H38V223L36 224V222H35V224L36 225H34V223L33 222ZM47 221H45L44 222V225H45V223H46ZM58 222V223H59ZM68 222V223H67ZM92 222H94V223H96L95 225L96 226H92L93 224H92ZM97 222H99L100 224H101V226H103V225H106V224H108L109 222H108V219H106V220H104L103 218H101V220H100V218H99V220L97 219ZM199 222V223H198ZM224 222V223H223ZM229 222H231L229 225H228V223ZM258 223V225H262L261 227L260 226H258L256 223ZM32 223H33V226H32ZM42 223V222H41ZM50 223V222H49ZM56 223V222H55ZM59 223V224H60ZM98 223V224H99ZM104 223H106V224H104ZM156 223V224H155ZM157 223H158V225H157ZM197 223V224H196ZM223 223V224H222ZM227 223V224H226ZM252 223V224H251ZM262 223V224H261ZM28 224V225H27ZM40 224V223H39ZM78 224V225H77ZM87 224V225H86ZM92 224V225H91ZM100 224L98 225V226H100ZM103 224V225H102ZM226 224V225H225ZM250 224V225H249ZM29 225H31V229H27V227H29L30 228V226ZM47 225V224H46ZM54 225V224H53ZM76 225V228H74V226ZM85 225V226H84ZM143 225V224H142ZM153 225H155L154 227H153ZM189 225L191 226L190 228H189V230H188V228L187 227H189ZM193 225H195V226H193ZM222 225H224V226H222ZM242 225H244L243 227H242ZM41 226H43V225H41ZM88 226V227H87ZM145 226H148L147 224L145 225ZM144 225L143 226H139L140 228H144L145 227ZM178 226H181V229L178 227ZM187 226V227H186ZM251 226V227H250ZM73 227V228H72ZM85 227V228H84ZM90 227H91V230H92V227L94 228L92 231L90 230ZM156 227V228H155ZM182 227H184V229L182 228ZM193 227V228H192ZM195 227V228H194ZM210 227V228H209ZM226 227V228H225ZM227 227H231V228H228L227 229ZM44 228H46V227H44ZM43 228V229H44ZM89 228V229H88ZM179 228V229H178ZM185 228H186V230H185ZM244 230H243V229ZM251 228H252V230H251ZM259 229V230H257V229ZM42 229V230H43ZM79 229V230H78ZM88 230V232L86 231V230ZM157 229V230H156ZM221 229V230H220ZM255 229V230H254ZM17 230H18V228H17ZM41 230V231H42ZM71 230H73L74 231V233H72L73 231H71ZM84 230V231H83ZM191 230V231H190ZM218 230V231H217ZM220 230V231H219ZM251 230V231H250ZM257 230V235L259 236H257L256 235V231ZM18 231H20L21 232V228H20V230H18ZM51 231H53V232H51ZM61 231H63V232H65V233H62ZM78 231V232H77ZM85 231H86V233H85ZM90 231V232H89ZM153 231H155V232H153ZM162 231H166V230H162ZM184 231V232H183ZM186 231H188V232H186ZM30 232V231H29ZM32 232H33V230H32ZM38 232H40V230L38 231ZM46 232H48L47 230H46ZM45 231L43 232V233H46ZM54 232L56 233V234H54ZM156 232H157V234L158 235H156ZM159 232V233H158ZM185 232L187 233V234H185ZM202 232H204L203 230H202ZM211 232V233H210ZM245 232V231H244ZM260 232H262V233H260ZM22 233V232H21ZM36 233H35V235H36ZM72 233V234H71ZM153 233V234H152ZM260 233V234H259ZM33 234V233H32ZM31 234V235H32ZM58 234H60V235H58ZM88 234H90L89 236H88ZM154 234H155V238L158 240V238H157V236L159 237V240L158 241H155L156 239H153V236H154ZM160 234H162V233H160ZM167 234L169 235V236H167ZM204 233H202V235H203ZM205 234H204V236H205ZM214 235L212 238H211V236L212 235ZM236 234H237V232H236ZM30 235V234H29ZM28 235V236H29ZM34 234H33V236H31V238L32 239H29V242H28V244L29 245H33V246H35L36 245V247H33V248H35V250H36V252L37 253H39V252H41L42 253V255H41V258H39L38 260L39 261H37L36 259H35V257H32V256H36V258H38V256L40 255V253H39V255L38 254H36V252H35V254H34V251H33V249L32 248H28L29 249V253L31 254H29L33 259H31L30 258V256H29V260H28V263L27 264H45L47 261H46V259L45 258H49V257H51V256H45V254H44V252L43 251H45L46 252V248L45 247H47L48 249H49V247H51V246H49L48 247V245H51V244H48L47 245V243H46V245L44 246V247H42L43 246V244H45L44 243V241L43 242H41L43 239H40V238H38L39 237V235H40V233H39V235L37 236H35ZM53 235V236H52ZM81 235V236H80ZM249 235H251V236H249ZM261 235V236H260ZM84 236H85V238H84ZM88 238H87V237ZM168 238H167V237ZM228 236V237H227ZM232 236H234L233 238H229V237H232ZM152 237V238H151ZM222 237V238H223ZM149 240H151V243L152 244H148L149 246L151 245H153L152 246V248H148V250H147V247H149L148 245L146 246V244L147 243H150V242H148V239ZM170 238L172 239V241H173V239H174V241L172 242L171 240H170ZM214 238H216V239H214ZM238 240H237V239ZM250 238H252V240L250 239ZM145 239V240H144ZM168 239H169V241H168ZM186 239H187V237H186ZM33 240V241H32ZM40 240V242L38 243V241ZM147 240V241H146ZM164 241V242H162V241ZM167 240V241H166ZM184 240V241H183ZM211 240V241H210ZM214 240V241H213ZM217 240V241H216ZM232 240V241H231ZM236 240V242H234ZM240 240V241H239ZM249 242V240H250V242H249V244H248V242ZM256 240V239H255ZM0 241H2L1 239H0ZM141 241V242H140ZM146 241L147 243L145 244L144 242ZM166 241V242H165ZM170 241H171V243H172V245H171V243H170ZM177 241V242H176ZM214 243H213V242ZM32 244H31V243ZM46 242V241H45ZM79 242V244H78V246L77 247H74V250H73V252L72 253H70V252H63V253H61V256H63V257H61V256H59V255H57L58 256V258H57V256H55L56 257V259L54 260V259H51V260H53V261H50L49 259H47V260H49V262L48 263H50V262H52V264H59L60 262H63V264H68V263H70V264H74V257L73 256H75V254L77 255V253L78 254H80L79 253V248H81V250H80V252L81 253H84L85 251H87V252H85V253H94V254H97V253H95L96 251H93V249H95V247H96V245H95V247H94V245H90V244H88V245H83L82 246V244H80V241H78ZM77 242V243H78ZM174 242H176V243H174ZM183 242H185V246L183 247ZM209 242H211V243H209ZM237 242H240V243H237ZM37 243V244H36ZM82 243V242H81ZM233 243H235V246H238L237 244H239L240 246V248L239 249H237V247H235V246H233L232 244ZM237 243V244H236ZM244 243V244H243ZM246 243H247V245H246ZM256 245H255V244ZM40 244V246H41V251H38V245ZM144 244H145V247L143 248V246H144ZM168 244V245H167ZM173 244H175V245H173ZM214 244V245H213ZM242 244V245H241ZM253 246V244L255 245V248H256V246H258L257 248L258 249H254V251H253V249L252 250H250V251H247V250H249V248L251 249L252 248V246ZM16 245H18L19 247H20V245L17 243ZM24 247H26L27 248V243H26V246H25V243H23L22 244ZM52 245H53V243H52ZM176 245H178V248H177V246ZM182 245V246H181ZM23 246H22V249H20L19 247H14V250L11 248L10 250H12V251H16V252H18L17 251V249L19 248L20 250H23L22 252H24L23 254H25L26 255V253H27V256H28V252H26L27 250L25 249H23ZM39 246V247H40ZM85 246V248L83 249V247ZM88 246V247H87ZM136 246V247H137ZM169 248H168V247ZM174 246H176V248L175 249H173V247ZM232 246V247H231ZM242 246H244V248L242 247ZM248 246V247H247ZM1 247V246H0ZM92 247V248H91ZM94 247V248H93ZM182 247V248H181ZM193 247V246H192ZM209 247V246H208ZM234 247H235V249H237V250H234ZM247 247V248H246ZM259 247H261V248H259ZM15 248H17V249H15ZM37 248V249H36ZM87 248H89V250L91 251V249H92V251L90 252V251H88V249ZM160 248H162V250H164L163 252H162V250L160 249ZM165 248H166V250H165ZM167 248H168V250H167ZM171 248V249H170ZM181 248V249H180ZM184 248V249H183ZM185 248H186V251L188 252V254L187 255H185L187 252H185ZM195 248V250H193V252H194V254L195 253H197V255L199 256H197L198 257V259L201 257V252H198L197 250H196V247H194ZM194 248H192V249H194ZM199 248V247H198ZM242 248V249H241ZM253 248H254V246H253ZM1 249V248H0ZM82 249H83V251H82ZM143 249V250H142ZM145 249V250H144ZM150 249V250H149ZM183 249V250H182ZM246 249V250H245ZM10 250H8V249H6L4 252H6V254H7V257L9 258V261L11 262V264H14V263H16V264H20V259L24 262V263H26V259H25V255L22 257L21 256V253H20V259H18L19 258V255L17 256V254L18 253H16V255H14V256H16L15 258H13V257H11V255L13 256V253H11L10 255H9V253L7 252V251H10ZM19 250V251H20ZM33 251L32 253L34 254V255H32V253H31V251ZM75 250H77V251H75ZM96 250V249H95ZM119 249H117V250H114L112 253H115V251H118ZM174 250H176V251H174ZM190 250V251H189ZM202 250V252H204V249H201ZM200 249H199V251H201ZM256 250V251H255ZM1 252H0V254L1 253H3V254H1L0 255V260H1V262L4 264L5 262H3L4 260H5V258H6V260L5 261H7V257H5L6 256V254H4V252H2L3 250L1 249L0 250ZM49 251V250H48ZM143 251H145L144 253H143ZM147 251H149V252H147ZM160 251L162 252V253H160ZM179 251V254L182 252V256H184V258H186V259H184L183 257L181 258V256L180 255H178L177 254V252ZM181 251V252H180ZM195 251H197V252H195ZM221 251V253H219V254H222L223 252ZM235 251V252H234ZM246 251H247V253H246ZM262 251V252H261ZM26 252V253H25ZM97 252H99L98 250H97ZM172 252V253H171ZM229 252V253H228ZM234 252V253H233ZM239 252V251H238ZM101 253V251L99 252V254ZM104 253V252H103ZM103 253H101V254H103ZM106 253H109V252H106ZM118 253H119V251H118ZM117 252L115 253V254H118ZM124 252L121 250V255L123 254ZM199 253V254H198ZM22 254V255H23ZM72 254V255H71ZM138 254V255H137ZM141 254V255H140ZM149 254V255H148ZM166 254V255H165ZM171 254H173V255H170ZM201 254V255H200ZM119 255V254H118ZM143 255V256H142ZM148 255V256H147ZM151 255H152V258H151ZM157 255H159L158 257H156ZM213 255V254H212ZM218 255V254H217ZM251 255L249 254V256H250V258L252 259V257H251ZM125 255H123V257H124ZM145 256V257H144ZM162 257V259H161V257ZM174 256V257H173ZM180 256V257H179ZM187 256V257H186ZM216 255H213V256H211V257H215ZM5 257V258H4ZM40 257V256H39ZM53 258H55L54 256H52ZM61 257V259H60V262H59V258ZM92 257H94V256H91V261L93 262V259L94 258H92ZM144 257V258H143ZM160 257V259H157V258H159ZM170 259H169V258ZM179 257V258H178ZM196 257V258H197ZM219 257V256H218ZM217 257V258H218ZM235 257H237V261H236V258ZM242 257H244L243 255H242ZM242 257H241V259H242ZM259 257H260V260H259ZM12 260H11V259ZM17 258V259H16ZM25 259V260H23V259ZM27 258V257H26ZM71 258H72V260H71ZM135 258V259H134ZM147 258H149V259H147ZM181 258V259H180ZM190 260H189V259ZM244 258H246V257H244ZM250 258L248 259V257L246 258V262H248L249 263V261L248 260H250ZM2 259H4L3 261H2ZM30 259L31 260H34V261H30ZM123 259V258H122ZM125 259V258H124ZM123 259V260H124ZM143 259H145V260H143ZM147 259V260H146ZM164 259L166 260V261H164ZM215 259V258H214ZM240 259V260H241ZM248 259V260H247ZM19 260V261H18ZM59 262H57V261ZM63 260V261H62ZM132 260V259H131ZM174 262H173V261ZM191 261V262H189V261ZM256 260H255V262H254V264H256ZM7 262V264H9L10 262ZM12 261H16V262H14V263H12ZM42 261H44L43 263H42ZM46 261V262H45ZM54 261H56L55 263H54ZM68 262V263H66V262ZM145 263H144V262ZM169 261V262H168ZM176 261V262H175ZM178 261V262H177ZM245 261H243V259H242V261H241V263L243 262H245ZM0 262V263H1ZM19 262V263H18ZM23 262H22V264H23ZM29 262H31V263H29ZM40 262V263H39ZM221 262V261H220ZM219 262V260L217 261V263H220ZM245 262V263H246ZM264 262V261H263ZM1 263V264H2ZM82 263V262H81ZM244 263V264H245ZM247 263V264H248ZM251 263H252V261H251ZM251 263H249V264H251ZM6 264V263H5ZM47 264V263H46ZM51 264V263H50ZM220 264H222V263H220ZM264 264V263H263Z\"/></svg>",
	"mask_w": 264,
	"mask_h": 264
}]
</instances>
